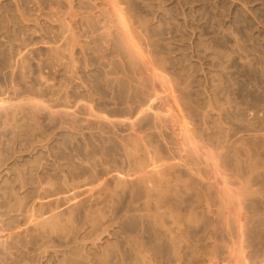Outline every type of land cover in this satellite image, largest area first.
Segmentation results:
<instances>
[{"label":"rangeland","instance_id":"obj_1","mask_svg":"<svg viewBox=\"0 0 264 264\" xmlns=\"http://www.w3.org/2000/svg\"><path fill=\"white\" fill-rule=\"evenodd\" d=\"M16 1V2H15ZM13 2V0H0V101H3V104L5 105H2V106H5L4 109L1 107L0 109L3 111L4 110V113L0 111V116H3L0 117L1 121H0V130L1 129H5V131L1 130L0 132V139L2 138V145L0 144V171L1 170H5L6 168L8 169H12V170H9L8 174H5L4 176L0 177V192L3 194V192L6 193V191L9 190V192H7L6 194L7 195V202L8 200H10L6 206V208H4V210H9L10 213H11V216H14L16 215V217L14 219H16V223L19 224L20 226V229L22 230V237H21V242H20V245L22 246H19V247H14L13 249H17V250H14L12 249V252L11 253H14V255H11L10 258H8V260L6 261V263H4L3 261L0 260V264H15L16 262H20L18 264H23L24 261H26L27 259V262L26 264L29 262L30 264H56V262H62L61 264H71L73 263L74 264V260L75 264H113V261H114V264H133V260L135 261L136 259H134L132 256H133V243H130L132 242L133 240V236L134 235H140L143 233V228L145 227L143 225V218L139 217L142 213H135V212H142L140 211L141 210V202L138 201V199L140 200V197L141 194L139 193V189H137V191L133 189V186L129 183H125L124 180H128L129 176H132L131 173L134 171V170H130L131 168H133V166L131 165L132 163H130L131 159L129 157V151L131 150H135V146L133 147L132 146V142L130 141V136L133 134L134 137H140V139H142V141L144 142H148L146 143L147 145L151 142H153V139H154V146L158 147L157 145L159 144V148H155L153 145H150L149 146H146L145 144V147H148L147 149L149 150V148H155V149H161L164 153H161L160 150H149L150 152L154 151V155L158 156V151H160V156L163 157L165 159L164 156H162L163 154H165L166 158L170 159L171 157V154L174 153V148L176 147V144L173 143L172 144V137H173V132H171L172 130V124L171 123H166V125L164 124L165 121L163 120V122H161L162 124H160L159 122H156V121H161L159 118L156 119V117L154 116L155 115V110L154 112L151 111L145 116V120L142 121L140 124H135L132 125L129 121L130 120H127V124L124 125L123 127L120 126V125H117L115 123H113V121L109 122L108 121H102L100 118L98 119L99 115L100 116H109V119H112V117H115V116H124V118L126 117H130L131 116V112L130 111L133 107L136 106L137 103H139V105L137 104L136 108H133V112H134V115L137 113V111L139 110V108H141L143 106V104L145 105L146 103H153L152 99H155V97L157 96V100H156V104L157 106L155 105V100H154V104H152L157 110L159 111H164L165 109V106L167 105L166 103V99H165V95L162 96L161 94H163V88L162 86L160 85L159 80H156V78L154 77V72H151L148 73L149 71L148 70H145L144 68V65H141L143 64L142 62H138L135 57L133 56V54H131L132 52H129V50L121 43V41L118 39L117 37V40H116V32L115 30L117 24H114L113 25V22L112 24L110 23L111 19H110V16L107 11L104 9L106 8L102 3L100 2H94V1H90V0H80L77 1L75 0L74 3L72 4L73 6H67L69 3L65 2V1H62V0H57L56 2L53 0H15ZM18 1V2H17ZM20 1V2H19ZM45 1V2H43ZM50 1V3H49ZM60 1V2H59ZM85 1V2H84ZM87 1V2H86ZM100 3L99 5L96 4V6L92 3ZM52 2V4H51ZM56 4H55V3ZM64 2V3H63ZM38 3V4H37ZM40 3V4H39ZM46 3V4H44ZM82 3V4H80ZM84 3L86 5H84ZM90 3V4H89ZM122 3V1H121ZM9 6H8V5ZM16 4V5H15ZM28 4V5H27ZM37 6H36V5ZM51 4V5H50ZM56 6H54V5ZM60 5L59 6V9H58V6L57 5ZM75 4V5H74ZM77 4V5H76ZM127 4V5H126ZM18 5V6H17ZM20 5V6H19ZM25 5V6H24ZM46 5V6H44ZM49 8H48V6ZM78 5H82V7L80 8ZM86 7H84V6ZM123 5V6H121ZM120 6L121 7H124V8H121V10L123 11V15L127 14V16H123V19L127 20V18L129 17L130 19H128L126 21V23L128 22V25L130 28L133 27L132 31H133V35L136 36V39L138 41V44L139 46L141 47V49L144 50L146 56L150 59V61H152L153 65L155 67H157V69L159 68L161 72H163L166 76H168V79L174 84V86L176 85H179L178 87L181 88H176L175 90H177V93L180 97H178L179 100H181V111L183 110V116L185 115L186 118L185 121L186 123H188L187 125L189 126V128L193 131V132H196V133H199L201 132V134L199 133L200 135V138H202L201 140H203L204 142L206 141L207 144H210L211 147L214 149H216L215 151L217 152L220 160L222 159V161L224 163H222L221 161V164L225 165L226 166L224 167L223 165V168L224 169V172L227 174V176L229 177H232L235 181H239L241 180L242 181V184H241V181L237 182L236 184V187L238 186H241V185H244L246 186L244 183L246 182L245 181V178L248 179L247 182H250V180H252L251 178H254V176L256 178L255 179V182H254V179L252 180L253 183H249L250 185L246 186V187H251L252 189H250V192L249 193L248 191L246 192V190H242V191H245V193H249L251 196L249 197L248 195H246V202L248 203V210L246 209V220H248L249 218V221L248 223H251L250 226L248 223H245L247 225H245V232H246V236H245V244L249 247L246 246V249L248 250V252L246 253L249 257L251 255V257L249 258L250 262H252V264H264V0H124L123 1V4H121ZM27 6V7H26ZM52 9H51V7ZM89 6V8H87ZM98 6V7H97ZM101 6V7H100ZM20 7V8H19ZM22 7V8H21ZM35 7V8H34ZM45 7V8H44ZM48 9H47V8ZM63 7V8H62ZM65 7V8H64ZM70 7L71 8V11H73L72 9H74V13L75 11H77L75 14H71L73 15H76L74 17V19L77 17V14L79 12V10L81 11L82 10V13H79V17H77V19H75V21L73 20L71 22V24H74L72 25V29L69 31V35L67 34L68 30L67 28L64 29V25H63V22L61 21V19L63 18V16H65V14H67L70 10ZM77 7V8H76ZM95 7L98 8V10L96 11ZM102 8V12H99V10L101 11ZM104 7V8H103ZM8 8V9H7ZM17 8V9H16ZM23 8H26V9H23ZM35 10H34V9ZM42 8V9H40ZM44 8V9H43ZM53 8H57L53 10ZM79 8V9H78ZM86 8V9H84ZM90 8H92V11H90ZM15 9V10H14ZM19 9V10H18ZM32 9V10H31ZM62 9V10H61ZM68 9V10H67ZM76 9V10H75ZM94 9V10H93ZM25 10V12H24ZM37 10V11H36ZM41 10V13L45 11L43 15L40 13L39 14V11ZM43 10V11H42ZM52 10V11H50ZM58 12H56V11ZM85 10H89L88 12L85 11ZM105 10V11H104ZM126 13H124L125 11ZM18 11V12H17ZM19 11L21 13H19ZM22 11H23V17L26 16L25 18H21L18 14H22ZM50 11V12H48ZM55 12V15H57L58 18H56L52 13V12ZM27 12V13H26ZM62 12V13H61ZM65 12V13H63ZM94 12V14L92 13ZM96 12V14H95ZM105 14H104V13ZM14 13V14H13ZM31 15H29V14ZM57 13V14H56ZM85 13L87 15H85ZM103 15H102V14ZM35 14H39L38 16L35 15ZM49 14L48 18H47V15ZM52 14V15H51ZM90 14V15H89ZM46 15V16H45ZM60 18H59V16ZM68 15V14H67ZM66 15V16H67ZM69 15H70V12H69ZM71 15L69 17H71ZM84 17H83V16ZM93 15V16H92ZM96 15V16H95ZM99 15V16H98ZM105 15V16H104ZM107 15V17H106ZM22 16V15H21ZM45 16V17H43ZM51 16V18H50ZM54 16V17H53ZM80 16H82L83 18H81ZM90 16H92V21H89V19H87V17L89 18ZM102 16V18L104 19H100V17ZM17 17V20L15 19ZM96 17V18H95ZM125 17V18H124ZM31 18V20H30ZM34 18V20H33ZM37 18V19H36ZM48 20H47V19ZM50 18V19H49ZM55 18V19H53ZM83 19L82 20H80ZM87 19V22L90 23V25L86 22V19ZM94 18V19H93ZM99 20H98V19ZM25 19V20H24ZM43 19V20H42ZM53 19V20H52ZM110 19V20H109ZM21 20V21H19ZM51 20V21H49ZM59 20V22H62V23H59L61 26H62V29H63V32H67V33H61L59 30H61L60 28V25H58L56 22ZM76 20L78 22H76ZM98 22H97V21ZM102 20V22H101ZM107 20V23H105ZM134 20V22H133ZM136 20V21H135ZM26 21V22H24ZM43 21V22H42ZM82 21V22H81ZM85 21V22H84ZM96 21V23H95ZM99 21L100 23L104 26L106 24L105 27L104 26H100L99 25ZM133 23H132V22ZM23 22V23H22ZM37 22V23H36ZM39 22V23H38ZM46 22V23H45ZM75 22V23H74ZM81 22V23H80ZM111 24H109V23ZM139 22H140V25H139ZM36 23V24H35ZM42 23V24H41ZM52 25H51V24ZM54 23V24H53ZM55 23H56V26H55ZM87 23V24H86ZM93 23V25H92ZM138 23V24H137ZM144 23V25L142 24ZM21 24V25H20ZM39 24V25H38ZM131 24V25H130ZM24 25V26H23ZM39 27H38V26ZM48 29H47L44 27ZM49 25V26H48ZM54 25V26H53ZM75 25H78L77 27ZM81 25V26H80ZM89 25V26H88ZM98 27H97V26ZM110 25V26H109ZM143 25V27H142ZM36 26V27H35ZM88 26V27H87ZM96 26V27H95ZM114 26V27H112ZM139 26V27H138ZM38 27V28H37ZM59 27V29L57 30V28ZM87 27V28H86ZM102 27V28H101ZM111 28V30L113 31L112 33L113 34L111 36L115 37L113 39V37L111 38V36H109L110 40L108 41H113L112 43L111 42H108V41H105L103 40L102 38L104 37V39H108V36H102V32L104 31V29L106 28ZM146 27V28H145ZM41 28V30H40ZM55 28V29H54ZM78 28V29H76ZM85 28V30H84ZM95 28V30L93 29ZM98 28V30H97ZM101 28V30H99ZM104 28V29H103ZM114 28V29H112ZM29 29V30H28ZM144 29V30H143ZM36 30V31H35ZM56 33H55V31ZM65 30V31H64ZM75 30H78L79 34H76L75 33ZM83 30V31H82ZM89 30H92L90 31L89 33ZM94 30V32H93ZM110 29H108L107 31H109ZM137 30V31H136ZM142 30V31H141ZM146 30V31H145ZM32 31V32H31ZM42 31V32H41ZM73 32L75 33V37L77 35H79V39H75L73 38V33H72V37L73 38L72 40L74 41L71 42L69 37H70V32ZM80 31H82V33H80ZM97 31V32H96ZM100 33L102 34H97L96 33ZM60 32V35H58ZM89 33V34H86ZM145 32V33H144ZM45 33V34H44ZM55 33V35H53ZM85 33V34H83ZM62 34V35H61ZM63 34H65L63 36ZM92 34L94 36H92ZM146 34V35H145ZM46 35V36H45ZM68 35V37L66 36ZM81 35H85V36H81ZM87 35H88V38H87ZM90 35V36H89ZM101 36L102 38H99L101 40H103V42H101V40H98L97 38V43H95V37L96 36ZM48 36V37H47ZM55 36V37H54ZM57 36V37H56ZM59 36H63V38L59 37ZM66 36V39L67 42H71L70 45L66 42H64V40L62 41V39H64V37ZM142 36V37H141ZM145 36V37H143ZM60 38V39H57V38ZM83 39H81V38ZM85 37V38H83ZM89 37H92V39H90ZM59 41H57L56 39ZM43 39V40H42ZM54 39L57 41H54ZM81 39V48L83 49V47L87 44V43H93V48L94 50H92L93 48H90V45L92 44H87L89 45V48L87 46V49L86 50H80L78 47L77 44L80 43ZM89 40V42L87 40ZM51 40V41H50ZM76 40H79L78 43H76ZM92 40V41H90ZM98 41L101 42V45L103 46V48L101 47L100 44H98ZM120 41V42H118ZM144 41V42H143ZM46 42V43H44ZM49 42L50 45L53 44V46L51 45V49H50V45H49ZM54 42V43H52ZM110 43V44H106V43ZM142 42V43H141ZM56 43V44H55ZM59 43V47L62 46L63 48H61L66 56L64 55H58V51H59V47L57 46V49L56 50V45H58ZM60 43H62L60 45ZM63 43H65V47L63 45ZM72 43L74 44V46H71ZM85 43V45H84ZM68 44V45H67ZM82 44H83V47H82ZM98 44V45H97ZM120 44V45H119ZM47 45H48V48H47ZM55 45V47H54ZM106 45V46H105ZM69 47L66 49V47ZM77 46V48H73V50H76V52H73L74 55H76L75 57H73L72 55H70V57L67 56V53L66 51H70V54H71V50L70 49L71 47H75ZM119 46V47H117ZM98 47L99 48H102L104 50L107 51V53L104 51L96 49ZM106 49H105V48ZM112 47V48H111ZM115 51H114V48ZM123 47V50L120 51ZM125 47V49H124ZM85 48V47H84ZM120 49V50H119ZM146 49V50H145ZM152 49V50H151ZM97 50L96 52H93ZM112 50V51H111ZM118 52H117V51ZM126 52H125V51ZM156 50V51H154ZM52 51L56 52L54 53H51ZM84 51V53H83ZM87 51H92V52H87ZM124 51V52H123ZM20 54H19V53ZM62 53V51H60ZM86 52V53H85ZM102 55V53L104 54V56L100 55L99 53ZM110 52V53H109ZM119 52L121 53V55L119 54ZM150 52V53H149ZM154 52V53H153ZM160 52V53H159ZM163 52V53H162ZM21 53H23L22 56ZM53 55H51V54ZM60 53V54H61ZM83 53V54H82ZM89 53V54H88ZM93 53V54H92ZM96 53H98V56L97 54L95 55ZM106 53V54H105ZM117 53V54H116ZM125 53V54H124ZM19 54V55H18ZM50 54V55H49ZM56 54V55H55ZM69 54V52H68ZM82 54V55H81ZM87 56H86V55ZM112 54V55H110ZM123 54V55H122ZM128 54V55H126ZM152 54V55H150ZM27 55V57L25 56ZM85 55V57H84ZM110 55V56H109ZM117 55V56H116ZM119 55V56H118ZM149 55V56H148ZM161 55V56H160ZM20 56V57H19ZM23 58H22V57ZM51 56L53 57V60H51ZM54 56L58 57V59L54 58ZM63 58H62V57ZM89 56V58H88ZM116 56V57H114ZM163 56V57H162ZM59 57L60 59L62 58V61L64 59V63L66 62V60L68 62H73L74 60L76 61V59H78L76 62L74 61L75 64H71V67H75L77 68V65H78V68L79 69H75L73 68V70H75L76 74L74 71H72L73 74H75V76L73 75V78L75 80H77V77L80 76L81 78L78 77V80L80 81H75L72 77V74L70 76L69 73H71V70L72 68L70 69H66V65H70V63H66L65 65H62L64 64L63 62L61 63L60 61V66L58 64L59 62ZM72 57L74 58V60L72 61ZM92 57V58H90ZM94 57V58H93ZM99 57V59L97 58ZM103 57V59H102ZM109 57V58H108ZM123 57V58H122ZM131 57V58H129ZM152 57V59H151ZM167 57V58H166ZM21 58V60L25 61L24 64H23V61H19ZM27 58V59H25ZM70 60H68V59ZM85 58V59H84ZM120 58H121V61H120ZM25 59V60H24ZM54 59L57 60L56 64L57 66H55V61ZM94 59V60H93ZM111 59V60H110ZM113 59V60H112ZM115 59V60H114ZM117 59V60H116ZM127 59V60H126ZM87 60V61H86ZM154 60V61H153ZM164 62H162V61ZM51 61V62H50ZM79 62V64H77ZM96 61V62H95ZM116 61V62H115ZM134 61V63H133ZM160 61V62H159ZM20 63V64H17L16 63ZM54 62V63H53ZM94 62V63H93ZM103 62V63H102ZM167 62V63H166ZM14 63V64H13ZM25 63L26 65L29 64L28 67H30V71L27 73V70L28 67L25 66ZM52 63V64H51ZM99 63V64H98ZM121 63V64H119ZM124 63V64H123ZM133 63V64H132ZM139 63V64H138ZM157 63V65H156ZM160 63V64H159ZM13 64V65H12ZM77 64V65H76ZM108 64V65H107ZM126 64V65H125ZM161 66H159V65ZM22 66L20 68V66ZM24 65V66H23ZM52 65V66H51ZM55 67H54V66ZM75 65V66H74ZM89 65V66H88ZM107 65V66H105ZM134 65V66H133ZM137 65V66H136ZM19 66V67H18ZM65 67L64 69H59L60 67ZM113 66V68H111ZM120 66V67H118ZM129 66V67H128ZM167 66V67H166ZM13 67V68H12ZM14 67H16V70L14 69ZM24 67V68H23ZM25 67H27L25 69ZM58 69H57V68ZM134 67V68H133ZM140 67V68H139ZM20 68V69H18ZM68 68V67H67ZM123 68V69H122ZM139 68V70H138ZM167 68V69H166ZM23 69V70H22ZM66 69L67 72H65L64 70ZM84 69V70H83ZM112 69V70H111ZM115 69V70H114ZM158 69V70H159ZM15 70V71H14ZM20 70L22 71H25L26 73L24 72H20ZM58 70V71H57ZM77 70V71H76ZM79 70V71H78ZM81 70V71H80ZM87 70V71H86ZM135 70V71H133ZM142 70V71H141ZM11 71L13 72L14 71V74L11 73ZM19 71V72H18ZM111 71V72H110ZM147 71V72H146ZM167 71V73H166ZM82 72V73H81ZM86 72V73H85ZM125 72V73H124ZM130 72V73H128ZM142 72V73H141ZM19 73H24L25 75L22 76L25 77L24 81L22 78V76L19 77ZM81 73V74H80ZM112 73V74H111ZM123 73V74H122ZM19 74V75H18ZM65 74H68L65 75ZM80 74V75H79ZM85 74V75H84ZM117 74V76H116ZM120 74V75H119ZM28 75V76H27ZM78 75V76H77ZM112 75V76H111ZM144 77H143V76ZM67 76V77H65ZM115 76V77H114ZM122 76V77H121ZM129 76V78L127 77ZM131 76V77H130ZM137 76V77H136ZM151 76V77H150ZM83 77V78H82ZM109 77H110V80H109ZM112 77V78H111ZM141 77V78H140ZM149 77V78H148ZM72 81H71V79ZM113 78H116V79H113ZM134 78V79H132ZM173 78V79H172ZM82 79V80H81ZM108 79V81H106ZM127 80L126 82L124 80ZM132 79V80H131ZM145 81H144V80ZM153 79V80H152ZM65 80V82H63ZM70 80V81H69ZM115 80V82H114ZM117 80V81H116ZM120 80L122 83H120ZM129 80V81H128ZM135 80V81H134ZM143 80V81H142ZM149 80V81H148ZM156 80V81H155ZM75 81V82H74ZM140 81V82H139ZM155 81V83H154ZM178 81L181 82L180 84H177L176 82ZM109 82V83H108ZM119 82V83H118ZM139 82V83H138ZM142 82V83H141ZM148 82V84L146 83ZM107 83V85H106ZM115 83V84H114ZM133 83V84H132ZM147 85H145V84ZM16 86L17 85V88L16 87H13L14 85ZM26 84V85H25ZM28 84V86H27ZM105 84V85H103ZM120 84V85H118ZM132 84V85H131ZM137 84V85H136ZM142 85V86H139V85ZM211 84V85H210ZM13 85V86H12ZM87 88L85 89L84 86ZM151 85V86H150ZM186 87H185V86ZM27 86V88H26ZM30 86V87H29ZM107 86H109L108 89ZM113 86H116L115 88H112ZM120 88H119V87ZM131 88H130V87ZM134 86V87H133ZM135 86L136 88L138 87H141V90L140 92H136V89H135ZM148 86V87H147ZM184 86V87H182ZM29 87V88H28ZM89 87V88H88ZM144 90H143V88ZM148 90H147V88ZM150 87V89H149ZM16 88V89H15ZM122 88V89H121ZM127 88V89H126ZM158 88V89H157ZM185 88V89H184ZM187 88V89H186ZM91 89V90H90ZM93 89V90H92ZM103 89V90H102ZM109 91H108V90ZM118 89V90H117ZM130 89V90H128ZM132 89V91H131ZM135 89V91L133 90ZM162 89V90H161ZM189 89V91H188ZM215 89V91H214ZM88 92H87V91ZM112 90V91H111ZM117 90V92H116ZM121 90V92H120ZM157 90V91H156ZM183 90V91H182ZM208 90V91H207ZM212 90V91H211ZM2 91H4L3 93H1ZM147 91V92H146ZM149 91V92H148ZM152 91V92H151ZM185 91V92H184ZM90 92V93H89ZM97 92V93H96ZM100 92V93H99ZM111 92V93H110ZM131 92H135L134 94L131 93ZM154 92V93H153ZM156 92V94H155ZM176 92V91H175ZM207 92V94L205 93ZM210 92V93H209ZM88 93H89V96H88ZM95 93V94H94ZM113 93H115L113 95ZM146 93V94H145ZM161 93V94H160ZM94 94L96 96V99L95 100V96L92 95ZM118 94V96H117ZM122 96V99H121V96ZM124 94V95H122ZM126 94V95H125ZM132 94V95H130ZM140 94V95H138ZM149 94V95H148ZM189 96H188V95ZM19 95V96H18ZM87 95V96H86ZM130 95V96H128ZM143 95V96H142ZM151 95V96H150ZM183 95V96H182ZM185 95V96H184ZM3 96V97H2ZM5 96V97H4ZM93 96V97H92ZM102 96V97H101ZM105 96V97H104ZM139 96V98H138ZM150 96L151 99L148 97ZM160 96V97H159ZM9 97V98H8ZM10 97L11 98V101L10 100ZM16 97L18 100L14 99ZM22 97V98H21ZM24 97V98H23ZM30 97V98H28ZM34 97V98H33ZM85 97V98H83ZM114 97V98H113ZM124 97V98H123ZM146 99H144V98ZM186 100H190L191 101H187L185 102V98ZM207 97V98H206ZM218 97V98H217ZM28 98V99H27ZM82 98V99H81ZM94 99V100H89V99ZM106 98V99H105ZM129 98L131 99V101H129ZM133 98V99H132ZM137 98L140 100L141 98V101L137 100ZM209 98V99H208ZM217 98V99H216ZM3 99H7V100H3ZM14 99V100H12ZM85 99V100H83ZM102 99V101H100ZM115 100V101H112ZM121 99V100H120ZM143 99V100H142ZM149 99V100H148ZM182 99L184 101H182ZM218 99L220 101H218ZM21 100V101H20ZM28 100V101H27ZM39 100V101H38ZM41 100V101H40ZM110 100V101H109ZM133 100V101H132ZM150 100L152 102H150ZM206 100V101H205ZM210 100V101H209ZM218 102H217V101ZM5 101V103H4ZM7 101V102H6ZM18 101V102H17ZM32 101V102H31ZM36 101V102H35ZM92 101H95V102H92ZM119 101V102H118ZM121 101V102H120ZM123 101V102H122ZM129 101V102H128ZM147 101V102H146ZM149 101V102H148ZM160 101V102H159ZM165 101V102H164ZM213 101H215L213 103ZM10 102V104H9ZM18 103V106L16 105V103ZM35 104V107L33 106L34 103ZM41 104L39 105V109L37 110H41V111H38V114L36 112V106L38 107V103ZM41 102V103H40ZM46 102V103H45ZM78 102H83V103H80V105H83V107L81 106L80 108V105L77 106V109H76V104ZM90 102V103H89ZM97 102V103H96ZM102 102V103H101ZM111 102V103H110ZM113 102V103H112ZM115 102V103H114ZM142 102V103H141ZM144 102V103H143ZM146 102V103H145ZM193 102V103H192ZM15 103V104H14ZM20 103V104H19ZM23 103V104H22ZM30 103V105H29ZM48 103V104H47ZM84 103H85V106L88 107L86 108L84 106ZM94 103V104H93ZM121 103V104H119ZM129 104V106L133 105L132 108H129V106H127ZM132 103V104H131ZM135 103V105H134ZM141 103V104H140ZM187 103V104H185ZM212 103V104H211ZM216 103V104H215ZM221 104V105H218V104ZM223 103H224V107H223ZM8 104V105H6ZM22 104V105H21ZM26 104V106H25ZM53 106H51V105ZM79 104V103H78ZM96 104V106H95ZM114 104V105H113ZM116 104V105H115ZM122 104H124L122 106ZM185 104V106H183ZM192 106H191V105ZM207 107H206V105ZM212 106V107H210ZM16 105L17 108L14 106ZM21 105V106H19ZM29 105V106H27ZM70 105H73L72 107ZM95 108H94V106ZM160 105V107H159ZM163 105V106H162ZM165 105V106H164ZM190 105V106H189ZM215 107H214V106ZM217 105V106H216ZM13 108H12V107ZM22 106L24 108H22ZM41 106V107H40ZM42 106H45L47 107L45 109V107H42ZM51 106V107H50ZM55 106V107H54ZM98 106V107H97ZM100 106V107H99ZM124 106H127V107H124ZM130 106V107H131ZM141 106V107H140ZM209 106V108H208ZM8 107V108H7ZM10 107L12 108V110H10ZM19 107V108H18ZM26 107V109H25ZM66 107V108H65ZM71 107V108H70ZM112 107V108H111ZM115 107V108H114ZM121 107V108H119ZM124 107V108H123ZM144 107H147V106H144ZM164 107V108H163ZM186 110H185V108ZM189 107V108H188ZM201 107V108H200ZM7 108V109H6ZM15 108V109H14ZM35 108V109H34ZM43 108V109H42ZM86 108V109H85ZM93 108V110L91 109ZM99 108V109H98ZM158 108V109H157ZM184 108V109H183ZM204 108V109H203ZM215 108V109H214ZM5 109H6V112H5ZM21 110V113L19 110ZM24 109V110H23ZM34 109V111L32 110ZM56 109V110H55ZM59 112H58V110ZM62 109V110H60ZM84 109V110H83ZM103 109V110H102ZM190 109V110H189ZM194 109V110H193ZM210 109V110H209ZM224 109V110H223ZM10 110V111H9ZM18 115H17V113ZM18 110V111H17ZM45 112H44V111ZM46 110H48L46 112ZM51 110V111H49ZM64 110H69L71 111L69 114H68V118H64L65 117V112ZM87 110V111H86ZM99 110V111H98ZM104 110H105V113H104ZM118 110V111H117ZM122 110V111H121ZM126 110V111H125ZM166 110V109H165ZM188 110V111H187ZM192 110V111H191ZM202 110V112H201ZM207 110V111H206ZM227 110V111H226ZM9 111V114L7 113ZM16 113V116L14 114V112ZM23 111V112H22ZM24 111H28L27 114H25L26 112ZM33 111V112H31ZM53 111H56L55 113H53ZM73 111V113H72ZM101 111V113H100ZM114 113H113V112ZM121 111V113H120ZM161 111V112H162ZM185 111H187L185 113ZM191 111V112H190ZM200 111V113H199ZM214 113H212V112ZM251 111V112H250ZM12 112L14 115H12ZM45 114H44V113ZM57 112H58V115H57ZM63 112V113H62ZM103 112V113H102ZM119 112V113H118ZM190 112V113H189ZM195 112V113H194ZM208 112V113H207ZM211 112V113H210ZM2 113V114H1ZM7 113V115H6ZM32 113V114H31ZM42 113V114H41ZM61 113V114H60ZM75 113V114H74ZM86 113V114H85ZM89 113H96L95 116L92 115V114H89ZM122 113L124 115H122ZM151 113V114H150ZM208 114V115H204V114ZM250 113V114H249ZM5 114V115H4ZM31 114V117L29 116ZM51 116H50V115ZM56 114V115H54ZM74 114V115H72ZM102 114V115H101ZM107 114V115H105ZM191 114V115H190ZM224 114V115H223ZM226 114V115H225ZM22 115V117L20 116ZM35 115V116H34ZM37 115V116H36ZM54 115V116H53ZM64 115V116H63ZM71 115V116H70ZM89 115H92V116H89ZM98 115V116H97ZM127 115V116H126ZM10 116V118H8ZM15 118L14 119V124H13V121L11 123V120L13 119L12 118ZM15 116V117H14ZM28 117V120H25V121H28L27 123H25L24 119H27ZM62 116V117H61ZM90 118H93V119H90ZM97 116V117H96ZM107 116V117H108ZM154 116V117H153ZM184 116V117H185ZM204 116V117H202ZM208 116V118H211V119H208L207 118V121L205 119V117ZM7 117V119H6ZM18 117H20V119H18ZM35 117V118H34ZM50 120H49V118ZM67 117V115H66ZM86 117V118H85ZM148 119H147V118ZM190 117V118H189ZM193 117V118H192ZM197 117V118H196ZM216 117V118H215ZM5 118V119H4ZM30 118H34V119H30ZM37 118V120H36ZM54 120H51L53 119ZM79 118V120L77 119ZM89 118V121L87 120ZM96 118V119H95ZM154 118V119H153ZM200 118V119H199ZM205 120H204V119ZM215 118V119H214ZM226 118V119H225ZM30 119V121H29ZM66 119V120H65ZM68 119V120H67ZM76 119L78 122H76ZM129 119V118H128ZM222 121H221V120ZM245 119V120H244ZM248 119V121H247ZM2 120H5V121H2ZM8 120V121H7ZM20 123H18V121ZM34 120V121H33ZM35 120L37 122H35ZM58 120V121H57ZM64 120V122H63ZM74 120V121H72ZM98 120L100 121V123L98 122ZM156 120V121H155ZM203 122H200L202 121ZM10 121V122H9ZM17 121V122H16ZM32 121V122H31ZM70 121V122H69ZM88 121V123H87ZM190 121V123H189ZM193 121V122H192ZM206 121V122H205ZM216 121V122H215ZM221 121V122H220ZM244 121V122H243ZM247 121V122H246ZM2 122V124H1ZM6 122V123H5ZM7 122H9L8 125ZM18 124H16V123ZM22 122V124H21ZM31 122V123H29ZM39 122V123H38ZM61 122V123H60ZM73 122V123H72ZM82 122V123H81ZM86 122V123H85ZM96 122V124H95ZM105 122V123H103ZM151 122V123H150ZM209 123L208 126L209 128H204L205 127H208L205 123ZM213 122V123H212ZM220 122V123H219ZM253 122V123H251ZM4 123V125H3ZM12 124V127L9 128V126ZM28 123L30 125H28ZM36 124L35 126H37L35 128V126L33 124ZM102 123V124H101ZM113 123V126L111 125ZM145 123V124H144ZM195 123V125L193 124ZM25 124V125H24ZM44 124V125H43ZM73 124V125H72ZM76 124V126H74ZM88 124V125H86ZM89 124H92V125H89ZM101 124V125H100ZM107 124V125H106ZM144 124V125H143ZM156 124H159V125H156ZM169 124V125H168ZM199 124V125H198ZM201 124V125H200ZM214 124V125H213ZM249 124H251L249 126ZM255 124H256V127H255ZM3 125V126H2ZM6 125V126H5ZM21 125H22V128H21ZM27 125V126H26ZM31 125L33 127H31ZM39 125V127H38ZM95 125V126H93ZM99 125H100V128H99ZM104 125V126H103ZM106 125V126H105ZM139 125L138 129L136 128V126ZM197 125V126H196ZM216 125V126H215ZM254 125V127H253ZM257 125H259L257 127ZM5 126V127H4ZM7 126H8V129H7ZM14 126V127H13ZM24 126V127H23ZM26 126V127H25ZM30 126V127H29ZM62 126V127H61ZM66 126V127H65ZM79 126V127H78ZM111 126V127H110ZM115 126V127H114ZM127 126V127H126ZM146 126V127H145ZM151 126V128H150ZM159 126V127H157ZM160 126H163L164 129L160 128ZM168 127L166 129V127ZM171 126V128H170ZM192 126V127H191ZM214 126V127H213ZM30 131H29V129ZM41 127V128H40ZM43 127V129H42ZM51 127V128H50ZM71 127L73 128L71 129ZM102 127V128H101ZM106 127V128H105ZM108 127V128H107ZM121 127V128H120ZM129 127V128H128ZM135 127V129H133ZM220 127V128H219ZM18 131H15L16 129ZM27 128V129H26ZM32 128V130H31ZM34 128V130H33ZM39 128V130L37 129ZM60 128V129H59ZM71 130H70V129ZM97 128V129H96ZM114 128V129H113ZM116 128V129H115ZM155 130H153V129ZM158 128V129H157ZM170 128V130H169ZM198 128V129H197ZM203 128V129H202ZM249 128V129H248ZM12 129V131H11ZM23 129V130H22ZM37 129V130H35ZM96 131H95V130ZM133 129V130H132ZM143 129V130H142ZM149 129V130H148ZM161 129V130H160ZM194 129V130H193ZM201 129V130H199ZM205 129V130H204ZM208 129V130H206ZM209 129H211V133H209ZM213 129V130H212ZM218 130V132H215V130ZM256 129V131H255ZM8 130V131H7ZM10 130V131H9ZM14 130V131H13ZM20 130L21 133H20ZM28 130V131H27ZM64 130V131H63ZM105 130V132H104ZM112 130V132H111ZM138 130V134L135 136V132ZM152 130V131H151ZM160 134H159V132ZM163 130V131H162ZM216 130V131H217ZM26 131H27V134H26ZM34 131H36V133H34ZM76 131V132H74ZM141 131V132H140ZM147 131V136H144L145 133ZM150 131V132H149ZM154 131V132H153ZM157 131V132H156ZM170 131V132H169ZM199 131V132H197ZM209 131V132H208ZM214 131V132H212ZM223 131V132H222ZM4 132V133H3ZM14 132V133H13ZM50 132V133H49ZM56 132V133H55ZM83 132V133H82ZM110 132V133H109ZM134 132V133H133ZM149 132V133H148ZM209 134H207V133ZM220 132V133H219ZM2 133L4 135H2ZM6 133V135H5ZM11 133V134H10ZM23 133V134H22ZM25 133V135H24ZM29 133H34V135L30 134ZM38 133V134H37ZM46 133V134H45ZM78 133V134H77ZM114 133V134H113ZM132 133V134H130ZM143 133V134H141ZM151 133V134H150ZM164 133V135H163ZM170 133V134H169ZM203 133V134H202ZM216 133H218V137L222 140L223 142V139H224V144H221L222 143L220 141V139L217 137ZM237 133V134H236ZM256 133V134H255ZM16 134V135H15ZM21 134V135H20ZM36 134V135H35ZM98 134V135H97ZM120 134V136L118 135ZM124 134V135H123ZM167 134V135H166ZM214 134L216 135V137H214ZM221 134V135H220ZM12 135L14 137H12ZM24 135V136H23ZM29 135V136H28ZM141 135V136H140ZM149 135L150 136H154L153 138L150 137L149 138ZM169 135V136H168ZM206 135V136H205ZM210 136V138L208 136ZM227 135V137L225 136ZM3 136V137H2ZM19 136L20 139L22 138L23 140H20L19 138L17 137ZM22 136V137H21ZM51 136V137H49ZM68 136V137H67ZM75 136V137H74ZM100 136V137H99ZM131 136V140L134 139V137ZM160 136V137H158ZM162 136V137H161ZM203 136V137H202ZM230 136V137H229ZM10 137V138H9ZM25 137V138H24ZM29 137V139H27ZM35 137V138H34ZM42 137V138H41ZM78 137V138H77ZM125 137V139H124ZM133 137V138H132ZM145 137V138H144ZM163 137L165 138L166 137V140L164 139L163 140ZM204 137H205V140H204ZM213 137V138H211ZM6 138V139H5ZM14 138V140L12 139ZM53 138V139H52ZM94 138V139H93ZM105 138V139H104ZM129 138V139H128ZM216 138V139H215ZM226 138V139H225ZM16 139V140H15ZM18 139V140H17ZM31 139V140H30ZM83 139V140H82ZM117 139V140H116ZM128 139V140H127ZM144 139V140H143ZM151 139V140H150ZM211 141H210V140ZM212 139L215 140L212 142ZM218 139H219V143L217 144L218 142ZM228 139V140H227ZM238 139V140H237ZM7 140H9V142H7ZM67 140V141H66ZM126 140V142H125ZM150 140V141H149ZM170 140V141H168ZM208 140L210 141V143L208 142ZM217 140V141H216ZM230 140V141H229ZM234 140V141H233ZM246 142H245V141ZM1 141V140H0ZM4 141V142H3ZM11 141V142H10ZM15 141V142H14ZM20 141V142H18ZM23 141L24 144H23ZM45 141V142H44ZM110 141V142H109ZM124 141V143H126V145L122 142ZM229 141V143H228ZM239 141V142H238ZM240 141L242 142V144L240 143ZM56 142V144H55ZM58 142V143H57ZM97 142V143H96ZM109 142V143H108ZM131 142V143H130ZM158 142V144H157ZM172 144H169V143ZM238 142V143H237ZM247 143L246 145H249L248 146H252L251 147V150H252V153H251V150L250 147L246 146V145H243L244 143ZM252 142V143H251ZM254 142V143H253ZM8 143V144H6ZM12 144V143H15L13 145H9V144ZM22 143V144H21ZM45 143V144H44ZM49 143V144H48ZM69 143V144H68ZM86 143V144H85ZM123 143V144H122ZM128 143L131 144L129 146H132V148L130 147L128 149ZM161 143V144H160ZM165 143V144H163ZM213 143V144H212ZM18 144V145H17ZM36 144V145H35ZM45 146H44V145ZM59 144V145H58ZM64 144V145H63ZM71 144V145H70ZM108 144V145H106ZM115 144V145H114ZM134 144V142H133ZM153 144V143H152ZM156 144V145H155ZM175 144V145H174ZM219 145V149H218V146L216 147L215 145ZM229 144V147H230V144L232 145L231 146V149L228 147ZM9 145V146H7ZM19 145L21 147H19ZM28 145V146H26ZM35 145V146H34ZM57 145H58V148H57ZM63 145V146H62ZM67 145V146H66ZM93 145V147H92ZM123 145V146H122ZM163 145V146H162ZM170 145V146H169ZM174 145V146H173ZM213 145L215 147H213ZM224 145V146H223ZM227 145V146H226ZM234 145V147H233ZM242 146V148H240ZM14 146V147H13ZM65 146V147H64ZM72 146V148H71ZM86 146V147H85ZM109 146V147H108ZM126 146V147H124ZM128 146V147H127ZM166 148H165V147ZM245 146V147H244ZM3 147V148H2ZM33 147V148H32ZM36 147V148H35ZM38 147V148H37ZM54 147V148H52ZM89 147V148H88ZM122 147V148H121ZM172 147V149H171ZM224 150H223V148ZM227 147V150L226 148ZM238 147V149H237ZM244 147V148H243ZM255 149H254V148ZM12 148V149H11ZM31 148V149H30ZM42 148V149H41ZM47 148V149H46ZM94 148V149H93ZM121 148V149H120ZM127 148V149H126ZM144 148V147H143ZM229 148V149H228ZM249 152H248V150ZM4 149V151H3ZM14 149V150H13ZM50 149V150H49ZM63 149V150H62ZM79 149V150H78ZM103 149V150H102ZM123 149H126L125 152L123 151ZM167 151H166V150ZM234 149V150H233ZM236 149V150H235ZM244 150L243 152L241 151ZM12 150V151H11ZM20 150V151H19ZM23 150V151H22ZM34 150V151H33ZM45 150V152H44ZM56 150V152H55ZM86 150V151H85ZM100 150V151H99ZM105 150V151H104ZM120 150L123 152H120ZM226 150V151H225ZM228 150H231L229 151L230 153H228L227 151ZM10 151H11V154H10ZM15 151V152H14ZM65 151V152H64ZM90 151V152H89ZM103 153H102V152ZM130 151V152H131ZM156 151V152H155ZM220 151H223V154L220 153ZM240 151V152H239ZM246 151V152H245ZM27 152V153H26ZM76 152V153H75ZM85 152V153H84ZM88 152V154H87ZM172 152V153H171ZM225 152V153H224ZM228 154H227V153ZM233 152V154H232ZM245 152V153H244ZM248 152V153H247ZM16 153V154H15ZM18 153V155H17ZM22 153V154H21ZM44 153V154H43ZM58 153V155H57ZM90 153V154H89ZM95 153L97 154L95 157ZM127 156H126V154ZM157 153V154H155ZM167 153V154H166ZM219 153L221 155H219ZM254 153V154H253ZM30 154V155H29ZM49 154V155H48ZM61 154V155H59ZM120 154V155H119ZM125 154V155H124ZM169 154V155H168ZM233 157H232V155ZM235 154L238 156V157H235ZM252 155V158L250 155ZM256 154V155H255ZM2 155V156H1ZM5 155V157H4ZM7 155H11L9 157H7ZM40 155V156H39ZM47 155V157H46ZM89 155V156H88ZM90 155H92V157H90ZM103 157H102V156ZM105 155V156H104ZM223 155V157H222ZM227 155V156H226ZM246 156L243 157V156ZM14 156V157H13ZM56 156V158H55ZM123 156L124 159H126L127 161L129 162H125L124 159H123ZM226 156V158L224 157ZM248 156V157H247ZM7 157V158H6ZM22 157V158H21ZM54 157V158H53ZM72 157V158H71ZM76 157V158H75ZM88 157H90V159H97L96 161L98 162L99 160V164H95V160H90ZM97 157V158H96ZM101 157V158H100ZM254 157V158H253ZM5 158V159H4ZM14 158V159H13ZM18 160L16 161L15 160ZM20 158V160H19ZM29 158V160H28ZM70 158V159H68ZM88 158V159H86ZM104 158V159H103ZM130 160H129V159ZM224 158V159H223ZM231 160H230V159ZM239 158V159H237ZM240 158H242V162H238V160H240ZM249 158V159H248ZM10 159V160H9ZM12 159V160H11ZM22 159V160H21ZM31 159V160H30ZM40 159V160H39ZM75 159V160H74ZM235 159V160H234ZM246 159V160H245ZM258 161V163L255 161ZM28 160V161H27ZM44 160V161H43ZM86 160H89V161H86ZM119 160V162H118ZM233 160V161H232ZM253 160V161H252ZM3 161V162H2ZM12 161V163H11ZM31 161V162H29ZM34 161V162H33ZM47 161V162H46ZM64 161V162H63ZM81 163H80V162ZM84 161L86 162V165L84 163ZM92 161V162H90ZM228 161V162H227ZM232 161V162H231ZM237 161V163H235ZM246 161V162H244ZM20 162V163H19ZM45 162V163H44ZM50 162V163H49ZM83 162V163H82ZM106 162V163H105ZM227 162V163H226ZM244 162V164H243ZM250 162V165L251 167L249 166V163ZM7 163V164H6ZM10 163V164H9ZM17 163V165H16ZM24 163H26L24 165ZM28 163V164H27ZM36 163V164H35ZM47 163V166L44 165ZM58 163V165H57ZM80 163V165H79ZM92 163V164H90ZM104 163V164H103ZM125 163V164H124ZM127 163V164H126ZM230 163V164H229ZM242 163L243 165V168L245 167L246 169H243L245 172L243 173L241 171L242 169ZM32 164V165H30ZM51 164V165H50ZM81 164H84L83 166L85 167H82L81 169ZM93 168H95L94 170L92 169V166ZM94 164H95V167H94ZM102 164V165H100ZM107 164V165H105ZM111 164V165H110ZM131 166H130V165ZM235 164V165H234ZM240 166L238 167L237 165ZM259 164V165H257ZM7 165V166H5ZM10 165V166H9ZM34 165V166H33ZM37 165V166H35ZM50 165V167H49ZM53 165V166H52ZM76 165V166H75ZM124 165H126L124 167ZM233 165V166H232ZM3 168H2V167ZM30 166V167H29ZM45 166V167H44ZM77 166H79L77 168ZM87 166L90 168H87ZM97 166L100 168L99 170H97ZM103 166H106V167H103ZM130 166V168H129ZM229 166V167H228ZM232 166V167H231ZM253 166V170L251 169ZM11 167H14V168H11ZM18 167V168H17ZM22 167V169H21ZM26 167V168H24ZM32 167V168H31ZM36 167V168H34ZM41 167V170H39ZM49 167V169H48ZM54 167V168H53ZM76 167V168H75ZM249 167V168H247ZM17 168V169H16ZM30 170H29V169ZM34 168V169H33ZM59 168V169H58ZM84 168V169H83ZM106 170H104V169ZM108 168V169H107ZM111 168V170H109ZM122 169V171H125V174L122 172H119L121 170L119 169ZM130 170H128V169ZM226 168L228 169L226 171ZM231 168V169H230ZM240 168L239 169V172L238 170L236 169ZM15 169V170H13ZM23 169H26V171H23ZM45 169L46 172L44 171ZM73 169H74V172H73ZM80 169V170H79ZM86 169V170H85ZM88 169V170H87ZM234 169V170H233ZM248 169V170H247ZM17 170H19L17 172ZM21 170V171H20ZM31 170L32 172L35 171V173H31ZM55 172H54V171ZM64 172H63V171ZM85 170V171H84ZM94 172H93V171ZM96 170L99 171L96 173ZM112 170H116L112 172ZM118 170V171H117ZM252 170V171H251ZM255 170V171H254ZM14 171V172H13ZM39 171V172H38ZM50 172V174L52 175L51 179H50V174L48 172ZM53 171V172H52ZM58 171V172H56ZM89 171V172H87ZM90 171H92L93 175H90V177H93L95 175V177L93 178H89V173ZM109 171V172H108ZM111 171V174H113L112 176L109 175ZM131 172L129 174V172ZM235 171V172H234ZM241 171V173H240ZM45 172V173H43ZM72 172V173H71ZM77 172V173H76ZM87 172V173H86ZM108 175H107V173ZM115 172V173H114ZM117 172H119V175L116 174ZM129 174V176H127V174ZM135 172V171H134ZM133 172V173H134ZM231 174H229V173ZM237 172V173H236ZM250 172V173H249ZM254 174H253V173ZM19 173V174H18ZM22 173V175H21ZM26 173V174H25ZM29 173V174H28ZM37 173V175H36ZM39 173V175H38ZM42 173V174H41ZM53 173H56L55 175H53ZM59 173V174H58ZM61 173H62V176H61ZM95 173V174H94ZM132 173V174H133ZM239 173H240V177H239ZM243 173V174H242ZM257 173V174H256ZM261 173V175L259 174ZM34 174V175H33ZM44 174V175H43ZM76 174V175H75ZM79 174V175H78ZM97 174V175H96ZM238 174V175H237ZM246 174H248V176L250 174H253L252 176L248 177ZM36 175V176H35ZM41 175H42V178L44 176L43 179L41 178ZM59 175V176H58ZM65 175V176H64ZM69 175V176H68ZM107 175V176H106ZM117 175V176H116ZM123 175H126L124 177H126L125 179L122 178ZM237 175V176H236ZM245 175V178L241 177ZM258 175V176H257ZM23 176V177H21ZM26 176V178H25ZM28 176V177H27ZM31 176V177H30ZM34 176V177H33ZM39 176V179L38 180H35L34 182H32L34 179H37ZM48 176V177H47ZM54 176V177H53ZM67 176V177H66ZM73 176V177H72ZM80 176V177H79ZM82 176V177H81ZM102 176V177H101ZM115 176V178H114ZM118 176L119 179H116ZM236 176V177H235ZM20 177V178H19ZM60 177V178H59ZM66 177V178H65ZM239 179V180H236L235 178ZM9 178V179H8ZM24 178L22 181L21 179ZM47 178V179H45ZM56 178V180L54 179ZM68 178V179H67ZM85 182H84V180ZM92 179V180H89V179ZM94 178L95 180L97 179V181L95 182L94 181ZM102 178V179H101ZM104 178H107L109 180H105L104 181ZM114 178V179H113ZM122 178V180L120 179ZM243 178V179H241ZM19 179V180H18ZM26 179V180H25ZM48 179L50 181H48ZM99 179V181H98ZM250 179V180H249ZM261 179V180H260ZM55 182H54V181ZM64 180V181H63ZM69 180V181H68ZM72 180V181H71ZM75 180V182H74ZM81 180V181H80ZM87 180V182H86ZM105 182L104 184H108V187H115L113 188L114 191L115 190H119L118 188V183L116 182H121L119 183V186L122 185V181H123V184L124 186L122 185V187L125 188V190L122 188V190H117L118 193H120V195L118 193H116V191L114 192H110L112 194H109V192H106L107 190V185H106V190L104 191L102 189V187L105 189V185L102 184L101 182ZM103 180V181H102ZM117 180V181H116ZM120 180V181H118ZM25 181L26 185H23ZM38 181V182H37ZM42 181V182H41ZM48 182H51V185L50 183H47ZM53 181V182H52ZM57 181V182H56ZM59 181V182H58ZM66 181V182H65ZM79 184V186H77V183ZM80 181V182H79ZM97 183V184H94L93 183ZM109 183H108V182ZM258 183H257V182ZM11 182V183H10ZM15 182H17L15 184ZM19 182V183H18ZM23 182V184L21 183ZM99 182V183H98ZM260 182V183H259ZM29 183V184H28ZM39 183L38 185H34V184H37ZM42 183V184H41ZM57 183V184H56ZM64 183V184H63ZM67 183V184H66ZM74 185H73V184ZM76 183V185H75ZM80 183H81V186H80ZM101 183V184H100ZM258 185H257V184ZM262 183V184H261ZM9 184V185H8ZM44 184V186H43ZM50 187H49V185ZM61 186H60V185ZM99 184L101 186L100 190L97 189V187H99ZM110 184V185H109ZM115 184V185H114ZM116 184H117V187H116ZM241 184V185H240ZM248 184V183H247ZM255 184L258 186V187H252L253 185L255 186ZM261 184V185H260ZM14 185V186H13ZM27 185L31 186L26 188ZM48 185V186H46ZM60 187H58V186ZM64 185V186H63ZM112 185V186H111ZM129 185V188L127 187ZM252 185V186H251ZM2 186V187H1ZM9 186V187H8ZM13 186V187H12ZM25 186V187H23ZM52 186V187H51ZM55 186V187H53ZM70 186V187H69ZM75 186V188H73ZM84 188V191H83V188ZM90 186V187H89ZM93 186V187H92ZM96 186V187H94ZM127 188H126V187ZM131 186V188H130ZM8 187V188H7ZM23 187V188H22ZM39 187H40V190H39ZM45 187V188H44ZM78 187V189H77ZM80 187V188H79ZM87 190H86V188ZM242 188L243 189H247V188ZM261 187V188H260ZM263 187V188H262ZM6 188V189H5ZM23 189V191L21 192L20 189ZM25 188V189H24ZM44 188V189H43ZM50 188V189H47ZM52 188V190H51ZM55 188L58 189L59 192H57L56 194V191L57 189L55 190ZM66 188V189H65ZM88 188H92V190L88 189ZM108 188V190H109ZM111 188V189H112ZM241 188V187H240ZM259 188V189H257ZM4 189V190H3ZM46 190V191H49L48 192V195H47V192L45 193L44 191H41V190ZM61 189H63V191H60ZM75 189V191H73ZM98 191H97V190ZM102 189V190H101ZM133 189V190H132ZM27 190V191H25ZM55 190V191H54ZM66 190V192L64 191ZM70 190V191H69ZM77 190V192H76ZM96 190V192L94 191ZM107 190V191H108ZM132 190V191H131ZM263 190V191H262ZM90 191V193H93V191L95 192V194L93 193L90 194L87 192ZM101 191V192H99ZM102 191L103 194H106L108 195V197L106 198V196L104 195V199L103 201L101 202V198H103V194H102ZM112 191V190H110ZM133 191L135 193H133ZM141 191V190H140ZM253 191H255L253 193ZM257 191V192H256ZM259 191V192H258ZM19 192V193H18ZM25 192V193H24ZM33 194H32V193ZM37 192V193H36ZM39 192V193H38ZM46 195H44L43 193ZM51 192V193H50ZM53 192V193H52ZM63 192V193H62ZM69 192V194H68ZM86 192V193H85ZM106 192V193H105ZM124 192V193H123ZM126 192V193H125ZM262 192V193H260ZM11 193V194H10ZM14 193V194H12ZM17 193V194H15ZM29 193H31L29 195ZM66 193L68 195H66ZM71 193V194H70ZM80 193V194H79ZM100 193V194H99ZM113 193L115 194V199L116 200H113L114 199V196ZM137 195V198H136V195L134 196L133 194ZM244 193V192H243ZM259 193V195H257ZM24 198L23 197V195ZM36 194V195H35ZM53 194V195H52ZM58 195V197L56 195ZM61 194V195H60ZM64 194V195H63ZM75 194H78V195H75ZM86 194V195H85ZM102 196H98V195ZM131 194V195H130ZM12 195V196H11ZM21 195V197H19ZM27 195V196H26ZM29 195V196H28ZM35 197H32L34 196ZM41 195V196H40ZM66 195V197H65ZM118 195L121 196L118 198ZM134 197H133V196ZM257 195V196H256ZM11 196V198H10ZM16 196V197H15ZM18 196V197H17ZM39 196V197H37ZM45 197V198H42ZM56 196V198H55ZM61 196V197H60ZM69 196V198H67ZM87 196V197H86ZM95 196H97V198H94ZM117 196V198H116ZM248 196V197H247ZM13 197V198H12ZM37 197V199H36ZM52 199H50V198ZM53 197L55 200H53ZM71 197V198H70ZM78 197V198H77ZM90 197V198H89ZM112 197V198H111ZM139 197V198H138ZM252 197V198H251ZM257 199H256V198ZM10 198V199H9ZM15 198H17L15 200ZM23 198V199H22ZM50 199V202H49V199ZM61 198V200H60ZM94 200H93V199ZM111 198V199H109ZM136 198V199H135ZM26 199V202H24ZM31 199V200H30ZM40 199V202L42 200H45L46 202L42 201L41 204L39 202ZM42 199V200H41ZM57 199V200H56ZM71 199V200H70ZM79 199H81L79 201ZM98 199V201H97ZM101 199V200H100ZM105 199H106V202H105ZM135 199V200H134ZM261 199V200H260ZM18 200H21L23 201L24 205L22 204V207H19V204L20 201ZM34 200V201H33ZM38 200V201H37ZM64 200V201H63ZM68 200V201H67ZM84 200H89V201H84ZM131 200V201H129ZM254 200V201H253ZM37 201V202H36ZM52 201V202H51ZM67 201V202H66ZM110 203H108V202ZM115 203H114V202ZM133 201V202H132ZM12 202V203H10ZM30 202V203H28ZM35 203L33 205V203ZM44 202V204H43ZM54 202V203H53ZM59 202V203H57ZM82 202V203H81ZM92 202V203H90ZM97 202V203H96ZM118 202V204H117ZM131 202V203H130ZM134 202L135 204H139L140 206H137V205H134ZM138 202V203H137ZM253 202V204H252ZM26 203V204H25ZM47 206H46V204ZM67 203L68 206H67ZM71 203V204H70ZM77 203V204H76ZM95 203V205H94ZM100 203V204H99ZM113 203V205H112ZM14 209L12 210L11 207ZM15 204V205H14ZM54 204V205H53ZM61 205L59 207V205ZM116 204V205H115ZM31 205V207H30ZM43 206L41 208H39L40 206ZM59 207L57 210L55 209V207ZM83 205V206H82ZM94 205V206H93ZM102 205H104V209H101L99 207H101ZM16 208H15V207ZM25 206V207H24ZM34 206V207H32ZM37 206V207H35ZM75 206V207H74ZM78 206V208H77ZM81 206V207H80ZM94 208H93V207ZM107 206V207H106ZM109 206V207H108ZM251 206V207H250ZM7 207L9 209H7ZM117 209H116V208ZM119 207V208H118ZM136 207V208H135ZM255 207V208H254ZM259 207V208H258ZM34 208V209H33ZM38 208V209H37ZM52 208V210H51ZM54 208V209H53ZM63 208V209H62ZM68 208H71L69 209L70 211L72 210V212L68 211ZM85 208V209H84ZM100 210H99V209ZM106 208V209H105ZM139 208V210H138ZM21 211H20V210ZM43 209V210H41ZM62 209V210H61ZM90 209V210H88ZM94 209H96V213H94ZM132 209V210H131ZM31 210V213L29 215L30 219H33L37 214H39V217L40 219V224L37 228H34L35 224H37V222H35L36 220L34 219L33 221L31 220V223L29 222L30 219H28V222H24L26 220V218H29L27 216V213H29ZM34 210V211H33ZM37 212H36V211ZM39 210L41 212V214L39 213ZM49 210V211H47ZM54 211V214L52 213ZM59 210V211H58ZM77 210V211H76ZM99 210V211H98ZM103 210V213L104 212H108L107 214H103L104 216L106 215L107 217H104V216H101ZM113 210V211H112ZM127 210V211H126ZM133 210L135 212H133ZM249 210L251 212H249ZM254 210V211H253ZM13 211V212H12ZM19 211V212H18ZM26 211V212H25ZM29 211V212H27ZM89 211V212H88ZM90 211H92V213H90ZM94 211V212H93ZM123 211V212H122ZM126 211V213H124ZM186 213H187V217H190L192 216V219L194 221H190V220H186L189 224H192L190 226H196L199 225V226H202L203 223H204V216L202 215V213H199L200 216H198L197 214H188L187 210L185 209ZM185 211H184V214H185ZM15 212V213H14ZM18 212V213H17ZM22 212V213H20ZM25 212V213H24ZM36 213L35 216L33 217V213ZM43 212H45L43 214ZM50 212V214H49ZM57 212V213H56ZM60 212V213H59ZM64 212V213H62ZM70 212V214H69ZM87 212L89 213V215H87ZM111 212V213H110ZM47 213V214H46ZM73 216V219L71 218L72 216L69 217V215ZM80 213V214H79ZM116 213V214H114ZM132 213V214H131ZM47 216H46V215ZM49 214V215H48ZM58 215V217H60L59 220L58 217L55 218L57 220V224L59 227H57L56 225V220L53 218V217H56ZM64 214V215H63ZM69 214V215H67ZM96 215L95 218L92 217V215ZM111 214V215H110ZM130 214V215H129ZM136 214L137 216L135 217ZM139 214V215H138ZM44 218L45 216V219L46 220H43L45 222H48L46 223L47 226H44L43 225V221L41 223V219L42 217ZM45 215V216H43ZM51 215H54V216H51ZM56 215V216H55ZM127 215V216H126ZM129 215V216H128ZM248 215V216H247ZM21 216V218H20ZM25 216V217H24ZM27 216V217H26ZM31 216L33 218H31ZM50 216L52 217V220L51 221H55L51 222V224L49 223L48 219L47 218H50ZM67 218H66V217ZM80 216V217H79ZM87 216L89 219H87ZM112 216V217H110ZM114 216L116 218H114ZM135 218H134V217ZM195 216V218H194ZM199 217V221L197 217ZM251 216V217H250ZM7 217V216H6ZM25 218L24 219H22ZM65 217V219H64ZM97 217V219H96ZM101 219H100V218ZM126 217V218H125ZM130 217V218H129ZM133 219H132V218ZM37 218H38V215H37ZM71 218V219H69ZM81 218V219H80ZM100 220H99V219ZM103 218L105 220H103ZM106 218H109L106 220ZM139 218V219H137ZM20 219V220H19ZM93 219V220H92ZM95 219V220H94ZM129 219V220H128ZM137 219V220H136ZM201 219V220H200ZM20 222H19V221ZM24 220V221H23ZM68 220V221H67ZM76 220V221H75ZM109 220V221H108ZM128 222H127V221ZM196 220V222H195ZM60 221V222H58ZM90 221V224L88 223ZM100 221V222H99ZM102 221V222H101ZM104 221V222H103ZM112 223H111V222ZM118 223H117V222ZM139 221V223H141V225H138V233L137 232H134L133 233V223ZM203 221V222H202ZM39 222V221H38ZM64 222V223H63ZM69 222V223H68ZM79 222V223H78ZM99 222V223H98ZM106 222V223H105ZM130 222V223H129ZM132 222V223H131ZM191 222V223H190ZM199 222V223H198ZM247 222V221H245ZM21 223V224H20ZM23 223V224H22ZM34 224L33 226L30 225V224ZM60 223V224H59ZM62 223V224H61ZM74 223V225H73ZM77 223V225H76ZM86 223V225H85ZM93 223V224H92ZM94 223H97V224H94ZM103 223V225H102ZM107 223H111L112 225L109 226V224L107 225ZM128 223V224H127ZM196 223V224H195ZM202 223V224H201ZM27 224H29V228H27V226H25ZM45 224V223H44ZM64 224L66 225V227H63ZM70 224V225H69ZM132 224V225H131ZM195 224V225H194ZM43 225V226H42ZM52 226L57 227V230L56 229H53ZM76 225V226H75ZM84 225L86 227H84ZM89 225V226H88ZM94 225L96 228H94ZM99 228H97V226ZM130 225V226H129ZM219 225V224H218ZM254 225V226H253ZM24 226L26 227L25 229L28 231V234H27V231L24 229ZM49 226V227H48ZM105 226V227H104ZM144 226V227H143ZM41 227V228H40ZM48 228V230L45 231L46 228ZM55 227V228H56ZM74 227V228H73ZM76 227V228H75ZM102 227V228H101ZM109 229V231H106L105 229ZM110 227V228H109ZM127 227V228H126ZM220 226H218L219 228ZM249 227H251L250 229H248ZM23 228V229H22ZM43 228V229H42ZM50 228V229H49ZM61 230H59V229ZM65 228V229H64ZM67 228V230H66ZM69 228V229H68ZM79 228V229H77ZM95 229V230H92V229ZM105 228V229H103ZM116 228V229H115ZM132 228V229H131ZM193 228V227H192ZM254 228V229H252ZM36 229V230H35ZM40 231H38V230ZM42 229V230H41ZM53 229V232L52 230ZM97 229V230H96ZM107 229V230H108ZM24 230V231H23ZM34 230V231H33ZM69 230V231H68ZM73 230V231H72ZM77 230V231H76ZM89 230V231H88ZM103 230L105 232H103ZM122 232H121V231ZM126 230V232H125ZM140 230V231H139ZM250 231L249 233L247 232ZM32 231V233H31ZM36 231L41 232V233H37ZM51 231V232H49ZM61 231V233L59 232V234L57 232ZM65 231V232H64ZM68 231V232H67ZM76 231V232H75ZM87 231V232H86ZM97 231V232H96ZM115 231L117 233H115ZM124 231V232H123ZM217 232L220 231V233H216V237L214 238L216 241L219 240V242H216L214 239V243L217 245H219L217 247H215V257H209L210 256V253L209 250L211 249H207L206 251H204V253H202L201 257L203 258H200V259H195L192 257V255H186L183 262L181 261L180 264H199V263H202L204 260V262L202 264H205V262L209 261V258H212L210 259V263H207V264H215V262L217 261L218 264H224V263H227V264H230L227 260H225V255L226 254L225 252V247L222 246V244L220 243H224V237H223V234L221 233V229H218L216 230ZM215 231V232H216ZM30 232V233H29ZM34 232V234H33ZM45 233V235H43V233ZM66 234H64V233ZM67 232V233H66ZM71 232V233H69ZM85 232V233H84ZM95 232V233H94ZM105 235H103V233ZM108 232V233H107ZM110 232V234H109ZM35 233L37 235H35ZM49 233V235L47 234ZM102 233V239L101 236L100 238H98L97 236H99V234ZM114 233V234H112ZM126 233V234H125ZM128 233V234H127ZM131 233V234H130ZM30 234V238L28 237ZM51 234V235H50ZM61 234V235H60ZM67 234L71 237H68ZM83 234V235H82ZM98 234V235H97ZM34 235V237H33ZM41 235V236H40ZM42 235L43 237L45 238H42ZM47 235V236H46ZM63 235V236H62ZM78 235V236H77ZM85 235V237H84ZM101 235V234H100ZM124 235V236H123ZM27 238H26V237ZM40 236V238H39ZM96 236L97 239H100V240H97L96 238H94ZM111 236V237H110ZM114 236V237H113ZM121 236V237H119ZM164 236V235H162ZM32 237V238H31ZM47 237V239H46ZM60 237V238H59ZM65 237V238H64ZM119 237V238H118ZM248 237V238H247ZM23 238V239H22ZM67 238H70L68 239V241L66 240ZM94 238V239H93ZM128 242H127V240ZM162 238L165 240V242L162 240ZM161 240H160V249H164V247H167L168 245V236L166 235V239H165V236L162 237ZM218 238V239H217ZM223 238V239H222ZM26 239V240H25ZM30 239V240H29ZM53 239V241H52ZM84 239V240H83ZM89 239H92V240H89ZM122 239V240H121ZM24 242H23V241ZM35 240V242H34ZM38 240V241H37ZM45 242H44V241ZM46 240L49 242H46ZM75 240V241H74ZM97 240V241H95ZM109 240V241H108ZM111 240V241H110ZM125 240V241H124ZM259 240V241H258ZM28 241L30 242L28 244ZM31 241H32V245H31ZM56 241V242H55ZM64 241V242H63ZM74 241V242H73ZM83 242V243H80V242ZM88 241V242H87ZM90 241V242H89ZM116 241V242H115ZM163 241V242H161ZM212 241V240H210ZM44 242V243H42ZM78 242V243H77ZM126 242V244H125ZM47 243V244H46ZM77 243V247H76V244ZM108 243V244H107ZM113 243V244H112ZM124 243V244H123ZM42 244V245H41ZM46 244V246H45ZM50 244V245H48ZM53 244V245H52ZM67 244V245H66ZM102 244V245H101ZM111 244V245H110ZM118 244V245H117ZM128 244V246H127ZM132 244V245H131ZM162 244H164V247L162 246ZM167 244V245H166ZM170 244V243H169ZM225 244V243H224ZM223 244V245H224ZM24 245V246H23ZM66 245V246H65ZM98 245V246H97ZM106 245V246H105ZM113 245V246H112ZM117 245V246H116ZM166 245V246H165ZM28 246V247H27ZM40 246V248H39ZM48 246V247H47ZM53 246V247H52ZM57 246V247H56ZM62 246V247H60ZM69 246V247H68ZM72 246V247H71ZM79 246V247H78ZM85 246V247H84ZM100 246V247H99ZM102 246V247H101ZM162 246V247H161ZM170 245H168L169 247ZM222 246V247H220ZM251 246V247H250ZM257 246V247H256ZM260 246V247H259ZM31 247V248H30ZM42 247H43V250H42ZM46 248V252L44 251ZM59 247V249H58ZM111 247V248H109ZM130 247V248H129ZM220 247V248H219ZM224 247V248H223ZM21 250H19V249ZM51 248V249H50ZM53 248V249H52ZM57 248V250H56ZM63 250H61V249ZM66 250H65V249ZM75 248H77L76 251ZM80 251H79V249ZM84 248V249H83ZM94 248V249H93ZM96 248V249H95ZM112 248H114L112 250ZM222 248V249H221ZM261 248V249H260ZM34 249V250H33ZM74 249V250H73ZM252 249V250H251ZM29 252H25V251H28ZM36 250V252H35ZM52 250V251H51ZM61 250V251H60ZM69 250V251H68ZM89 250V251H88ZM246 250V251H247ZM250 250V252H249ZM17 251H20V252H17ZM32 251V252H31ZM48 251V252H47ZM50 251V252H49ZM74 251V252H73ZM105 251V252H104ZM109 252V254L107 252ZM118 251V252H117ZM224 251V252H223ZM17 252V255L15 254ZM45 252V253H44ZM68 252H72V255L70 256V254ZM77 252V254H76ZM97 252V253H96ZM101 252V253H99ZM128 252V253H127ZM169 252V250H168ZM256 252V254H255ZM28 253V254H26ZM35 253V255L33 254ZM38 253V254H37ZM41 253V254H40ZM48 253V254H47ZM51 253V254H50ZM75 253V254H74ZM82 253H86L88 255V259H87V255L83 254L84 258L83 257H80L79 254H81L82 256ZM93 253V254H92ZM119 253V254H118ZM130 253V254H129ZM164 253V254H163ZM207 253V254H206ZM224 253V254H223ZM24 254V255H22ZM45 254V255H43ZM56 254V255H55ZM99 254V256H98ZM106 254H108L109 256H107ZM163 256H162V255ZM261 254V256L259 255ZM16 255V256H15ZM20 257H19V256ZM27 255V256H25ZM32 255L34 256L32 258ZM67 257H65V256ZM75 255V257H77L76 255H78V257L82 258L80 260H76L75 257L73 256ZM114 255V256H113ZM165 255V256H164ZM209 255V256H208ZM213 254H211V256H214ZM217 255H219L217 257ZM258 255V256H257ZM14 256L17 260V261H14ZM22 256V258H21ZM45 256V257H44ZM51 256V257H50ZM63 256V257H62ZM72 256H73V260H72ZM94 256V257H93ZM96 256V258H95ZM106 256V257H105ZM160 256L156 262V264L159 262H161V264H170L171 262H168L170 261L168 259L169 257V253L166 254V252H161L160 253ZM167 256V258H166ZM189 256V257H188ZM192 258H191V257ZM257 256V257H256ZM19 257V258H18ZM25 257V258H24ZM38 257V258H37ZM68 259L69 257L71 258L70 260V263H68L66 260ZM92 257V258H90ZM164 257V258H162ZM11 258H13L12 260H10ZM18 258V259H17ZM32 258V259H31ZM57 258V259H56ZM115 260H114V259ZM129 258V259H128ZM216 260H215V259ZM221 258V259H220ZM259 258V259H258ZM35 259V260H34ZM43 261H41V260ZM50 261H49V260ZM61 259V260H60ZM63 259L66 260V263L65 261H62ZM118 261H117V260ZM133 259V260H132ZM163 259V260H162ZM167 259V260H166ZM193 259V260H192ZM197 261H195V260ZM254 259V260H253ZM263 259V260H262ZM38 260V262H37ZM84 260V261H83ZM95 260V261H94ZM105 260V261H104ZM109 260V261H108ZM166 260V261H165ZM223 260V261H222ZM256 260V262H255ZM258 260V261H257ZM10 261V262H9ZM55 261V262H54ZM89 262H92V263H88ZM94 261V262H93ZM104 261V262H103ZM138 261V260H136ZM135 261V263H136ZM163 261V263H162ZM192 261V262H191ZM215 261V262H214ZM255 263H254V262ZM263 261V263H262ZM2 262V263H1ZM22 262V263H21ZM33 262V263H32ZM140 261H138L137 263L139 264ZM166 262V263H165ZM197 262V263H196ZM222 262V263H220ZM16 263V264H17ZM28 263V264H29ZM57 263V264H59ZM136 263V264H137ZM177 264V262H173L171 264ZM141 264V262H140ZM159 264V263H158Z\"/></svg>","mask_w":264,"mask_h":264},{"label":"bare ground","instance_id":"obj_2","mask_svg":"<svg viewBox=\"0 0 264 264\" xmlns=\"http://www.w3.org/2000/svg\"><path fill=\"white\" fill-rule=\"evenodd\" d=\"M15 0H13V2H14ZM24 1V0H23ZM34 1V0H33ZM55 2L57 1V0H54ZM62 1H65V2H67V3H69L67 6H73L72 4L74 3V1L75 0H62ZM77 1H79L80 2V0H77ZM88 1V0H87ZM86 1V2H87ZM90 1H94V2H100V3H102L106 8H104L106 11H107V13L109 14V15H111L110 16V19H111V21H110V23L112 24V22H113V25L114 24H117L116 26H118V27H116V29L117 30H115V32H116V40H117V37H118V39L121 41V43L129 50V52H132L131 54H133V56L135 57V59L138 61V62H142L143 64H141V65H144V68H145V70H148L149 72L148 73H150L151 72V74H152V72H154V77L156 78V80H159V82L158 83H160V85L162 86V88H163V94H161L162 96H164L165 97V99H166V106H165V109H164V111H159V110H157L156 111V109H154L155 107V105L157 106V104H156V100H157V96L155 97V99H152V101H153V103H151V104H149V103H146L145 105L143 104V106L141 107V108H139V110L137 111V113L134 115V110H133V108H136V106H137V104L139 105V103H137L136 104V106L135 107H133V105L130 107L129 106V104L130 103H128V105L127 106H129V108H132L130 111H132L131 112V116L130 117H127V119H126V117L124 118V116H120V115H118V116H115V117H112V119H109V116L107 115V114H105V115H107V116H100L99 115V117H98V119L100 118L102 121L104 120V121H108L109 122V120H110V122L111 121H113V123H115V124H117V125H120V126H124V125H126L128 122H127V120H130L129 122L132 124V125H134L135 126V124H140L142 121H144L145 120V116H146V114L147 113H149V112H151V111H153L154 112V110H155V117H156V119L157 118H159L161 121H156V122H159L160 124H162L161 122H163V120L165 121V125H166V123H171L172 124V131L171 132H173V137L171 138L172 139V144L173 143H175L176 144V147L174 148V153H172L171 154V157H170V159H168V158H166V156H165V154H163L162 156H164L165 157V159L163 158V157H161L159 154H160V151H161V153H164L161 149H155V148H159L160 146H159V144H158V142H157V146L158 147H156V146H154V139H153V144L151 143V145H153L155 148H149V150H160V151H158V156H156V155H154V151H152V152H150L147 148L148 147H145V144L148 142V140H147V142H143L142 141V139H140V137H134L133 136V134L132 133H130V134H132L131 136H133L134 137V139H132L131 140V136H130V141L132 142V146L134 147L135 146V150L133 149L131 152L129 151V157H130V159H131V161H130V163H132L131 165L133 166V168H131L130 170H134L132 173L131 172H129V171H127V172H129V174L131 173V175L132 176H129V174H127V172H126V174H127V176H129L128 178V180H124V182L126 183H129V185L131 184L132 186H133V189H134V191L136 190L137 191V189H139L138 191H139V193L141 194V196H139L140 197V200L138 199V201H140L141 203V206L138 204H135V202H134V205H137V206H140L141 207V210L140 211H142V212H135L134 210H133V212H135V213H142L139 217H141V218H143L142 220H143V225L145 226H143L144 228H143V233L142 234H138V235H134L133 236V241L132 242H130V243H133V258L134 259H136V260H138V261H140L141 262V264H156V262H157V260H158V258L159 257H161L160 256V253L161 252H166V254H168L169 253V257H168V259L170 260V261H168V262H171L172 263V261L173 262H177V264H180L181 263V261L183 262V260H184V258H185V256L186 255H192V257L193 258H195V259H200V258H203V257H201V255H202V253H204V251H206L207 249L209 250L210 248V250H209V252H211L210 253V256L209 257H215V247H216V245H217V243L215 244L213 241L215 240L214 238L216 237L215 235H216V233H220V231L219 232H217L216 230H218V229H221V233L223 234V237H224V243H220V244H222V246H224L225 247V253L226 254H224L225 255V260H227L230 264H252V262H250V260H249V258L251 257V255H250V257L246 254L247 252H248V250L246 249V246L248 245H246L245 244V241L247 240H245V236H246V232H245V230H246V228H245V225H247V224H245V223H248V221H249V218H248V220H246V214H248V213H246V209L248 208V203L246 202V195H248L249 193H251L250 192V189H252L251 187H246V186H248V185H250L249 183H253L252 182V180L254 179V178H256L253 174H250L249 176H248V174H246L248 177H250V176H254V178H251L252 180H250V182H247L248 181V179L247 178H245V175L244 176H242L241 175V177H243V178H245V185L246 186H244V185H241L242 184V181L241 180H239L238 178L236 179L235 177L238 175H236L234 178L236 179V180H239V181H241V186H238V187H236V184H237V182H239V181H235L232 177H229V176H227V174L224 172V169L225 168H223V165L221 164V162L222 163H224L223 161H222V159L220 160V158H219V156H218V154H217V148L215 149H213L212 147H211V145L210 144H207L206 143V141L204 142L203 140H201L202 138H200V135H199V133L201 134V132H199V131H197V132H199V133H196V132H193L190 128H189V126L187 125L188 123H186V121H185V119L184 118H186V116L184 117L183 116V110L181 111V100H179L180 99V97H179V95H180V93L178 94L177 93V90H175L176 88H179L178 86L179 85H175L174 86V84L168 79V76H166L163 72H161L160 71V67L157 69V67H155L154 65H153V63H152V61H150V59L146 56V54H145V52H144V50L143 49H141V47L139 46V44H140V42H139V44H138V41H137V39H136V36H134L133 35V31H132V29H133V27L132 28H130L129 27V25H128V22L126 23V21L128 20V19H130L129 17L127 18V20H126V18H125V20L123 19V16H127V14H125V15H123V9L121 10V8H124V7H121V6H123V5H121V4H123V1L124 0H90ZM89 1V2H90ZM121 1H122V3H121ZM16 2V1H15ZM18 2V1H17ZM20 2V1H19ZM43 2H45V1H43ZM52 2H53V0H52ZM52 2H51V4H52ZM54 2V3H55ZM58 2V1H57ZM60 2V1H59ZM76 2V1H75ZM85 2V1H84ZM49 3H50V1H49ZM64 3V2H63ZM90 3H92V2H90ZM89 3V4H90ZM99 3V4H100ZM38 4V3H37ZM40 4V3H39ZM44 4H46V3H44ZM50 4V5H51ZM56 4V3H55ZM80 4H82V3H80ZM92 4H94L95 6H96V4H98V3H92ZM98 4V5H99ZM8 5V4H7ZM16 5V4H15ZM28 5V4H27ZM36 5V4H35ZM54 5V4H53ZM75 5V4H74ZM77 5V4H76ZM84 5H86L85 3H84ZM83 5V6H84ZM121 5V6H120ZM127 5V4H126ZM9 6V5H8ZM18 6V5H17ZM20 6V5H19ZM25 6V5H24ZM37 6V5H36ZM44 6H46V5H44ZM48 6V5H47ZM55 6V5H54ZM58 6V9H59V4L57 5ZM79 7H80V5H78ZM27 7V6H26ZM51 7V6H50ZM56 7V6H55ZM74 7V6H73ZM81 7H82V5H81ZM80 7V8H81ZM84 7H86V6H84ZM98 7V6H97ZM97 7H95L96 9V11L98 10V8ZM101 7V6H100ZM99 7V9H101V11L99 10V12H102L103 10H102V8H100ZM20 8V7H19ZM22 8V7H21ZM35 8V7H34ZM33 8V9H34ZM45 8V7H44ZM43 8V9H44ZM47 8V7H46ZM48 8H49V6H48ZM47 8V9H48ZM63 8V7H62ZM65 8V7H64ZM68 8H70V7H68ZM77 8V7H76ZM87 8H89V6L87 7ZM8 9V8H7ZM17 9V8H16ZM23 9H26V8H23ZM40 9H42V8H40ZM51 9H52V7H51ZM54 9H56L57 10V8H53V10ZM79 9V8H78ZM84 9H86V8H84ZM125 9V8H124ZM15 10V9H14ZM19 10V9H18ZM32 10V9H31ZM35 10V9H34ZM55 10V11H56ZM60 10V9H59ZM62 10V9H61ZM68 10V9H67ZM73 11H74V9H72ZM76 10V9H75ZM94 10V9H93ZM104 10V11H105ZM126 10V9H125ZM124 10V11H125ZM37 11V10H36ZM43 11V10H42ZM50 11H52V10H50ZM50 11H48V12H50ZM73 11H71V8H70V10H69V12H70V15L71 14H73L74 12ZM85 11H87V10H85ZM89 11V10H88ZM87 11V12H88ZM90 11H92V8H90ZM89 11V12H90ZM18 12V11H17ZM24 12H25V10H24ZM45 12H47V11H45L44 10V12H42L43 14L45 13ZM56 12H58V11H56ZM69 12L67 13V14H65V16H63V18L61 19V21L63 22V27H64V29H66L67 28V32L65 31V32H63V29H62V26L59 24V23H62V22H59V20L56 22L58 25H60V28H61V30H59L61 33L63 32V33H67L68 35H69V31L74 27H72V25H74V24H71V22L74 20L75 21V19H77V17H79V13H82V10L80 11L79 10V12H78V14H77V17L74 19V17L76 16V15H74V17H73V15H71V17H69L70 15H69ZM77 11H75V13H76ZM19 13H21L20 11H19ZM27 13V12H26ZM41 13V10L39 11V14ZM41 13V14H42ZM52 13H54L53 15L56 17V18H58L57 17V15H55V12L53 11ZM62 13V12H61ZM63 13H65V12H63ZM74 13V14H75ZM93 14H94V12H92ZM104 13V12H103ZM106 13V12H105ZM104 13V14H105ZM106 13V14H107ZM124 13H126V11L124 12ZM14 14V13H13ZM29 14V13H28ZM38 14V15H39ZM42 14V15H43ZM57 14V13H56ZM88 14V13H87ZM86 13H85V15H87ZM95 14H96V12H95ZM102 14V13H101ZM107 14V15H108ZM21 18L23 17V15H25V14H23V11H22V14H18ZM22 15V16H21ZM29 15H31V14H29ZM35 15H37V14H35ZM37 15V16H38ZM52 15V14H51ZM67 15V16H66ZM84 15V16H85ZM90 15V14H89ZM97 15V14H96ZM95 15V16H96ZM103 15V14H102ZM107 15H106V17H107ZM46 16V15H45ZM45 16H43V17H45ZM48 16H49V14L47 15V18H48ZM53 16V17H54ZM59 16V15H58ZM61 16V15H60ZM60 16H59V18H60ZM83 16V15H82ZM82 16H80L81 18H83ZM93 16V15H92ZM92 16H90L89 18L87 17V19H89V21H92ZM99 16V15H98ZM105 16V15H104ZM26 16H24L23 18H25ZM46 18V19H47ZM50 18H51V16H50ZM49 18V19H50ZM80 18V20H82L83 21V19H81ZM96 18V17H95ZM102 18V16L100 17V19ZM16 20H17V17L15 18ZM37 19V18H36ZM53 19H55V18H53ZM52 19V20H53ZM86 19V18H85ZM87 19H86V22H87ZM94 19V18H93ZM98 19V18H97ZM103 19V18H102ZM109 19V20H110ZM25 20V19H24ZM30 20H31V18H30ZM33 20H34V18H33ZM43 20V19H42ZM48 20V19H47ZM99 20V19H98ZM104 20V19H103ZM19 21H21V20H19ZM49 21H51V20H49ZM55 21H56V19H55ZM81 21V22H82ZM97 21V20H96ZM96 21H95V23H96ZM136 21V20H135ZM24 22H26V21H24ZM43 22V21H42ZM59 22V23H58ZM76 22H78L77 20H76ZM80 22V23H81ZM85 22V21H84ZM98 22V21H97ZM101 22H102V20H101ZM132 22V21H131ZM133 22H134V20H133ZM132 22V23H133ZM23 23V22H22ZM27 23V22H26ZM37 23V22H36ZM35 23V24H36ZM39 23V22H38ZM46 23V22H45ZM56 23H55V26H56ZM73 23V22H72ZM75 23V22H74ZM89 25H90V23L89 22H87ZM86 23V24H87ZM103 23V22H102ZM105 23H107V20H106V22ZM109 23V22H108ZM109 23V24H110ZM135 23V22H134ZM42 24V23H41ZM51 24V23H50ZM54 24V23H53ZM110 24V25H111ZM138 24V23H137ZM143 25H144V23H142ZM21 25V24H20ZM39 25V24H38ZM37 25V26H38ZM52 25V24H51ZM88 25V26H89ZM92 25H93V23H92ZM99 25L100 26H104V24L102 25L101 23H100V21H99ZM98 25V26H99ZM106 25H108V24H106ZM105 25V26H106ZM109 25V26H110ZM131 25V24H130ZM139 25H140V22H139ZM143 25H142V27H143ZM24 26V25H23ZM49 26V25H48ZM54 26V25H53ZM76 27L78 26V25H75ZM81 26V25H80ZM87 26V27H88ZM97 26V25H96ZM95 26V27H96ZM97 26V27H98ZM99 26V27H100ZM104 26V27H105ZM115 26V25H114ZM114 26H112V27H114ZM36 27V26H35ZM39 27V26H38ZM37 27V28H38ZM44 27H45V25H44ZM66 27V28H65ZM72 27V28H71ZM86 27V28H87ZM107 27V26H106ZM139 27V26H138ZM46 28V27H45ZM75 28V27H74ZM102 28V27H101ZM101 28L99 29V30H101ZM115 28V27H114ZM114 28H112V29H114ZM146 28V27H145ZM47 29V28H46ZM55 29V28H54ZM59 29V27L57 28V30ZM76 29H78V28H76ZM94 30H95V28H93ZM104 29V28H103ZM108 29H110L109 31H107ZM29 30V29H28ZM40 30H41V28H40ZM84 30H85V28H84ZM94 30H93V32H94ZM97 30H98V28H97ZM144 30V29H143ZM36 31V30H35ZM47 31H48V29H47ZM55 31V30H54ZM76 31H77V33H76ZM83 31V30H82ZM82 31H80V33H82ZM86 31V30H85ZM90 31H92V30H89V33H90ZM137 31V30H136ZM142 31V30H141ZM146 31V30H145ZM32 32V31H31ZM42 32V31H41ZM60 32H59V34L58 35H60ZM79 31L78 30H75V33L76 34H79L78 33ZM97 32V31H96ZM113 31L111 30V28L109 27V28H105L104 29V31L102 32V34L100 33V31H99V33H96V35L97 34H101L102 36H105V38H106V36H108V39L106 38V39H104V37L102 38L101 36H96L95 37V43H97V39L98 40H101V39H99V38H102L103 40H105V41H108V40H110L109 38V36H111L113 33H112ZM55 33H56V31H55ZM55 33L53 34V35H55ZM71 34H70V37H69V39H70V41L75 37V33H73L72 31L70 32ZM72 33H73V38H71L72 37ZM89 33H87L86 32V34H89ZM112 33V34H111ZM145 33V32H144ZM45 34V33H44ZM83 34H85V33H83ZM111 34V35H110ZM62 35V34H61ZM65 34H63V36H64ZM68 35H66L67 37H68ZM146 35V34H145ZM46 36V35H45ZM63 36H59V37H61V38H63ZM66 36L64 37V39H62V41L64 40V42H66V43H68L69 45H70V43L71 42H73L74 43V41L72 40L71 42L69 41V42H67V40L66 39H68V38H66ZM81 36H85V35H81ZM90 36V35H89ZM92 36H94L93 34H92ZM113 36H114V34H113ZM113 36H111V38L113 37ZM48 37V36H47ZM55 37V36H54ZM57 37V36H56ZM57 38V39H60V38ZM142 37V36H141ZM143 37H145V36H143ZM66 38V39H65ZM76 39H79V35H78V37H77V35H76V37H75ZM74 38V39H75ZM81 38V37H80ZM83 38H85V37H83ZM87 38H88V35H87ZM90 39H92V37H89ZM97 38V39H96ZM115 37H113V39H114ZM56 39V38H55ZM54 39V41H56ZM68 39V40H69ZM82 39V38H81ZM81 39H80V41L79 40H76V43H78V41L80 42V43H78L77 45L78 46H80V47H78L81 51L82 50H86V48H87V46H88V48H89V45H87V44H92V45H90V48H93V46L95 45H93V43H90L89 42V40H87V39H85V40H87L89 43H87L86 45H85V43H84V47H83V44H82V47H83V49L81 48ZM43 40V39H42ZM83 40V39H82ZM103 40H101V42H103ZM51 41V40H50ZM58 41V40H57ZM56 41V42H57ZM59 41H61V40H59ZM58 41V42H59ZM90 41H92V40H90ZM114 41V40H113ZM112 40L111 41H108V42H113ZM120 41H118V42H120ZM93 42V41H92ZM101 42H99L98 41V44H100L101 45ZM115 42V41H114ZM144 42V41H143ZM44 43H46V42H44ZM50 43L51 42H49V45H50ZM52 43H54V42H52ZM72 43V45L71 46H74V44ZM104 43V42H103ZM106 43V42H105ZM142 43V42H141ZM47 44V43H46ZM56 44V43H55ZM62 43H60V45H61ZM65 43H63V45H64ZM67 44V45H68ZM97 44V45H98ZM107 45L108 44H110V43H106ZM52 46H53V44H51ZM51 45H50V49H51ZM66 45V44H65ZM65 45H64V47H65ZM120 45V44H119ZM57 46L59 47V43H58V45H56V47H55V45H54V47L56 48V50H58L57 49ZM96 46V45H95ZM103 46H104V44H103ZM103 46L101 45V47L103 48ZM106 46V45H105ZM109 46V45H108ZM110 46H111V44H110ZM61 48H63L62 46H60ZM59 47V48H60ZM117 47H119V46H117ZM116 47V48H117ZM125 47H124V49H125ZM47 48H48V45H47ZM59 49V53H58V55L57 56H59V55H65L66 56V54H65V52L63 51V50H65V49ZM67 48H69L68 46L66 47V49ZM73 48H77V46H75V47H71L70 49H72L71 50V54H70V51H66V53H67V56L68 57H70V55H72L73 57H75L76 55H74V53L73 52H76V50H73ZM87 48V49H88ZM102 48H99L98 49V47L96 48V49H98V51L99 50H101ZM105 48V47H104ZM108 48H110V47H108ZM107 48V49H108ZM112 48V47H111ZM114 48V47H113ZM116 48H114V51H115V49ZM120 48V47H119ZM53 49V48H52ZM51 49V50H52ZM106 49V48H105ZM106 49V50H107ZM54 50V49H53ZM89 50V49H88ZM92 50H94V48L92 49ZM104 49H102V51H103ZM106 50H104L106 53H107V51ZM120 50V49H119ZM123 50V47H122V49L120 50V51H122ZM146 50V49H145ZM152 50V49H151ZM60 51H62V53L60 52ZM97 50H95V51H93V52H96ZM103 51V52H104ZM112 51V50H111ZM117 51V50H116ZM125 51V50H124ZM123 51V52H124ZM127 51V50H126ZM125 51V52H126ZM154 51H156V50H154ZM54 51H52L51 53H53ZM68 52H69V54H68ZM87 52H92V51H87ZM118 52V51H117ZM128 52V51H127ZM128 52V53H129ZM19 53V52H18ZM50 53V54H51ZM54 53H56V52H54ZM54 53H53V55H54ZM61 53V54H60ZM83 53H84V51H83ZM82 53V54H83ZM86 53V52H85ZM99 53V52H98ZM98 53H96L97 54V56H98ZM105 53V54H106ZM110 53V52H109ZM150 53V52H149ZM154 53V52H153ZM160 53V52H159ZM163 53V52H162ZM20 54V53H19ZM18 54V55H19ZM23 53H21V55H22ZM49 54V55H50ZM81 54V55H82ZM89 54V53H88ZM93 54V53H92ZM95 54V53H94ZM95 54V55H96ZM100 54V53H99ZM117 54V53H116ZM119 54L121 55V53L119 52ZM125 54V53H124ZM130 54V53H129ZM52 55V54H51ZM52 55V56H53ZM56 55V54H55ZM86 55V54H85ZM85 55H84V57H85ZM101 55V54H100ZM102 55L104 56V54L102 53ZM101 55V56H102ZM110 55H112V54H110ZM109 55V56H110ZM123 55V54H122ZM126 55H128V54H126ZM150 55H152V54H150ZM22 56H24V55H22ZM21 56V57H22ZM26 57H27V55H25ZM51 56V60H53V57ZM87 56V55H86ZM117 56V55H116ZM116 56H114V57H116ZM119 56V55H118ZM149 56V55H148ZM161 56V55H160ZM20 57V56H19ZM62 57V56H61ZM72 57V61L74 60V58ZM163 57V56H162ZM23 58V57H22ZM54 58H56V59H58V57H56V56H54ZM63 58V57H62ZM62 58L60 59V57H59V62H58V64L60 63V61H61V63L64 61V59H63V61H62ZM88 58H89V56H88ZM90 58H92V57H90ZM94 58V57H93ZM97 58V57H96ZM109 58V57H108ZM117 58V57H116ZM123 58V57H122ZM129 58H131V57H129ZM167 58V57H166ZM25 59H27V58H25ZM24 59V60H25ZM56 59H54V61L56 60ZM68 59V58H67ZM85 59V58H84ZM97 59H99V57L97 58ZM102 59H103V57H102ZM151 59H152V57H151ZM69 60V59H68ZM78 59H76V61H77ZM94 60V59H93ZM111 60V59H110ZM113 60V59H112ZM115 60V59H114ZM117 60V59H116ZM127 60V59H126ZM20 62L21 61H23V60H21V58H20V60H19ZM70 61V60H69ZM75 61V60H74ZM74 61L72 62L73 64H75L74 63ZM75 61V62H76ZM87 61V60H86ZM120 61H121V58H120ZM154 61V60H153ZM162 61V60H161ZM165 61V60H164ZM164 61H162V62H164ZM24 62L25 61H23V64H24ZM51 62V61H50ZM56 62H57V60L55 61V64H56ZM79 62L80 61H78V63L77 64H79ZM96 62V61H95ZM116 62V61H115ZM160 62V61H159ZM54 63V62H53ZM64 63V62H63ZM66 63H70V65H66V69H70V68H72L71 67V62H68L67 60H66V62L64 63V64H62V65H65ZM94 63V62H93ZM103 63V62H102ZM133 63H134V61H133ZM132 63V64H133ZM167 63V62H166ZM14 64V63H13ZM12 64V65H13ZM17 64H20L19 62L18 63H16V65ZM52 64V63H51ZM76 64V65H77ZM99 64V63H98ZM119 64H121V63H119ZM124 64V63H123ZM139 64V63H138ZM160 64V63H159ZM158 64V65H159ZM108 65V64H107ZM107 65H105V66H107ZM126 65V64H125ZM156 65H157V63H156ZM20 66V65H19ZM18 66V67H19ZM24 66V65H23ZM25 66H29V64L28 65H26V63H25ZM52 66V65H51ZM54 66V65H53ZM55 66H57V64L55 65ZM54 66V67H55ZM59 66H60V64H59ZM75 66V65H74ZM89 66V65H88ZM134 66V65H133ZM137 66V65H136ZM159 66H161V65H159ZM22 66H20V68H21ZM27 67H25V69L27 68ZM58 67V66H57ZM56 67V68H57ZM68 67V68H67ZM70 67V68H69ZM118 67H120V66H118ZM129 67V66H128ZM167 67V66H166ZM13 68V67H12ZM20 68H18V69H20ZM24 68V67H23ZM30 67H28V69H29ZM64 69L62 66L59 68V69ZM73 68H75V67H73ZM73 68H72V70H71V73H69L68 72V74H70V76H71V74H72V77L71 78H73V75L75 76V74H76V72H75V70H73ZM111 68H113V66L111 67ZM121 68V67H120ZM134 68V67H133ZM140 68V67H139ZM139 68H138V70H139ZM14 69L16 70V67H14ZM58 69V68H57ZM66 69L64 70L65 72H67L66 71ZM75 69H79L78 68V65H77V68H75ZM123 69V68H122ZM167 69V68H166ZM14 70V71H15ZM23 70V69H22ZM22 70H20V72H24V73H26L25 71H22ZM84 70V69H83ZM112 70V69H111ZM115 70V69H114ZM14 71L12 72L11 71V73H13L14 74ZM17 71V70H16ZM30 71V69L29 70H27V73ZM58 71V70H57ZM72 71H74L75 72V74H73L72 73ZM77 71V70H76ZM79 71V70H78ZM81 71V70H80ZM87 71V70H86ZM133 71H135V70H133ZM142 71V70H141ZM19 72V71H18ZM111 72V71H110ZM147 72V71H146ZM24 73H22L23 74V76L25 75ZM82 73V72H81ZM80 73V74H81ZM86 73V72H85ZM125 73V72H124ZM128 73H130V72H128ZM142 73V72H141ZM166 73H167V71H166ZM20 74V75H19ZM18 75H19V77L20 76H22V74L21 73H19ZM68 74H65V75H67L68 76ZM79 74V75H80ZM112 74V73H111ZM123 74V73H122ZM85 75V74H84ZM120 75V74H119ZM153 75V74H152ZM22 76V77H23ZM28 76V75H27ZM67 76H65V77H67ZM78 76V75H77ZM112 76V75H111ZM116 76H117V74H116ZM143 76V75H142ZM26 77V76H25ZM25 77H23L22 79L24 80V78ZM79 78H81L80 76H78ZM78 77H77V80H75L74 78V80L75 81H79L78 80ZM115 77V76H114ZM122 77V76H121ZM128 78H129V76H127ZM131 77V76H130ZM137 77V76H136ZM144 77V76H143ZM151 77V76H150ZM70 78V79H71ZM83 78V77H82ZM112 78V77H111ZM141 78V77H140ZM149 78V77H148ZM67 79H68V77H67ZM113 79H116V78H113ZM130 79V78H129ZM132 79H134V78H132ZM131 79V80H132ZM173 79V78H172ZM26 80V79H25ZM24 80V81H25ZM82 80V79H81ZM109 80H110V77H109ZM124 80V79H123ZM144 80V79H143ZM142 80V81H143ZM146 80V79H145ZM144 80V81H145ZM153 80V79H152ZM155 80V81H156ZM70 81V80H69ZM71 81H72V79H71ZM74 81V82H75ZM106 81H108V79L106 80ZM117 81V80H116ZM125 82L127 81V80H124ZM129 81V80H128ZM135 81V80H134ZM149 81V80H148ZM155 81H154V83H155ZM26 82H27V80H26ZM63 82H65V80L63 81ZM80 82V81H79ZM114 82H115V80H114ZM140 82V81H139ZM138 82V83H139ZM109 83V82H108ZM116 83V82H115ZM114 83V84H115ZM119 83V82H118ZM120 83H122L121 82V80H120ZM142 83V82H141ZM147 84H148V82H146ZM177 84H180L181 82H179L178 83V81L176 82ZM133 84V83H132ZM131 84V85H132ZM145 84V83H144ZM147 84H145V85H147ZM14 85V84H13ZM12 85V86H13ZM26 85V84H25ZM103 85H105V84H103ZM106 85H107V83H106ZM118 85H120V84H118ZM137 85V84H136ZM211 85V84H210ZM27 86H28V84H27ZM27 86H26V88H27ZM84 86V88L85 89H87L86 87H85V85H83ZM139 86H142L141 84L139 85ZM151 86V85H150ZM185 86V85H184ZM184 86H182V87H184ZM187 86V85H186ZM185 86V87H186ZM13 87H16L17 88V85L15 86H13ZM30 87V86H29ZM28 87V88H29ZM109 86H107V88H108ZM116 86H113L112 88H115ZM119 87V86H118ZM130 87V86H129ZM134 87V86H133ZM148 87V86H147ZM146 87V88H147ZM15 88V89H16ZM89 88V87H88ZM120 88V87H119ZM131 88V87H130ZM143 88V87H142ZM109 89V88H108ZM107 89V90H108ZM122 89V88H121ZM127 89V88H126ZM135 89H136V92H140V91H142L141 90V87H137L136 88V86H135ZM135 89H133L134 91H135ZM149 89H150V87H149ZM158 89V88H157ZM179 89H181V88H179ZM185 89V88H184ZM187 89V88H186ZM91 90V89H90ZM93 90V89H92ZM103 90V89H102ZM110 90V89H109ZM108 90V91H109ZM118 90V89H117ZM117 90H116V92H117ZM128 90H130V89H128ZM143 90H144V88H143ZM147 90H148V88H147ZM151 90V89H150ZM162 90V89H161ZM87 91V90H86ZM112 91V90H111ZM131 91H132V89H131ZM157 91V90H156ZM176 91V92H175ZM183 91V90H182ZM188 91H189V89H188ZM208 91V90H207ZM212 91V90H211ZM214 91H215V89H214ZM4 91H2L1 93H3ZM88 92V91H87ZM120 92H121V90H120ZM147 92V91H146ZM149 92V91H148ZM152 92V91H151ZM185 92V91H184ZM90 93V92H89ZM89 93H88V96H89ZM97 93V92H96ZM100 93V92H99ZM111 93V92H110ZM131 93H133V92H131ZM135 93V92H134ZM133 93V94H134ZM141 93V92H140ZM154 93V92H153ZM206 94H207V92H205ZM210 93V92H209ZM95 94V93H94ZM94 94H92V95H94ZM115 93H113V95H114ZM146 94V93H145ZM155 94H156V92H155ZM122 95H124V94H122ZM126 95V94H125ZM130 95H132V94H130ZM130 95H128V96H130ZM138 95H140V94H138ZM149 95V94H148ZM188 95V94H187ZM208 95V94H207ZM19 96V95H18ZM87 96V95H86ZM95 96V95H94ZM97 96V95H96ZM96 96H95V100H97L96 99ZM117 96H118V94H117ZM120 96H121V94H120ZM143 96V95H142ZM151 96V95H150ZM150 96H148L150 99H151V97ZM183 96V95H182ZM185 96V95H184ZM189 96V95H188ZM3 97V96H2ZM5 97V96H4ZM90 97V96H89ZM93 97V96H92ZM102 97V96H101ZM105 97V96H104ZM160 97V96H159ZM178 97H179V99H178ZM9 98V97H8ZM11 98L12 97H10V100L9 101H11ZM14 98V97H13ZM22 98V97H21ZM24 98V97H23ZM28 98H30V97H28ZM27 98V99H28ZM34 98V97H33ZM83 98H85V97H83ZM114 98V97H113ZM124 98V97H123ZM138 98H139V96H138ZM137 98V100H139ZM144 98V97H143ZM185 98V97H184ZM207 98V97H206ZM218 98V97H217ZM216 98V99H217ZM14 99H16V100H18L16 97L14 98ZM14 99H12V100H14ZM82 99V98H81ZM106 99V98H105ZM121 99H122V96H121ZM120 99V100H121ZM133 99V98H132ZM144 99H146V98H144ZM209 99V98H208ZM3 100H7V99H3ZM83 100H85V99H83ZM89 100H94L93 98L92 99H89ZM143 100V99H142ZM149 100V99H148ZM154 100H155V105L153 106L152 104H154ZM185 100H186V98H185ZM189 100V99H188ZM188 100H186L185 102H187ZM21 101V100H20ZM28 101V100H27ZM39 101V100H38ZM41 101V100H40ZM100 101H102V99L100 100ZM110 101V100H109ZM112 101H115V100H113L112 99ZM129 101H131V99L129 98ZM128 101V102H129ZM133 101V100H132ZM139 101H141V98H140V100ZM151 100H150V102H152ZM182 101H184L183 99H182ZM189 101H191V99L189 100ZM206 101V100H205ZM210 101V100H209ZM217 101V100H216ZM218 101H220L219 99H218ZM217 101V102H218ZM7 102V101H6ZM18 102V101H17ZM32 102V101H31ZM36 102V101H35ZM92 102H95V101H92ZM119 102V101H118ZM121 102V101H120ZM123 102V101H122ZM149 102V101H148ZM160 102V101H159ZM165 102V101H164ZM215 101H213V103H214ZM4 103H5V101H4ZM16 103V102H15ZM14 103V104H15ZM34 103V102H33ZM38 103V107L36 106V112H37V114H38V111H41V110H37V109H39V105H41V104H39V102H37ZM41 103V102H40ZM46 103V102H45ZM79 103V104H78ZM77 104H76V109H77V106L78 105H80V103H83V102H78ZM90 103V102H89ZM97 103V102H96ZM102 103V102H101ZM111 103V102H110ZM113 103V102H112ZM115 103V102H114ZM142 103V102H141ZM140 103V104H141ZM144 103V102H143ZM193 103V102H192ZM9 104H10V102H9ZM20 104V103H19ZM23 104V103H22ZM21 104V105H22ZM35 104L36 103H34V107H35ZM48 104V103H47ZM94 104V103H93ZM119 104H121V103H119ZM132 104V103H131ZM185 104H187V103H185ZM185 104L183 105V106H185ZM212 104V103H211ZM210 104V105H211ZM216 104V103H215ZM218 104V103H217ZM2 105H5V104H3V101H0V108L2 107L3 109H4V107L5 106H2ZM6 105H8V104H6ZM16 105L18 106V103H16ZM16 105H14L16 108H17V106ZM21 105H19V106H21ZM29 105H30V103H29ZM29 105H27V106H29ZM49 105H51V104H49ZM114 105V104H113ZM116 105V104H115ZM124 104H122V106H123ZM134 105H135V103H134ZM191 105V104H190ZM189 105V106H190ZM206 105V104H205ZM209 105V104H208ZM209 105V106H210ZM218 105H221V104H218ZM13 106V107H14ZM25 106H26V104H25ZM51 106H53V105H51ZM50 106V107H51ZM71 107L73 106V105H70ZM81 106L83 107V105H80V108H81ZM84 106H85V103H84ZM87 106V105H86ZM85 106V107H86ZM94 106V105H93ZM95 106H96V104H95ZM95 106H94V108H95ZM127 106H124V107H127ZM144 106H147V107H144ZM163 106V105H162ZM192 106V105H191ZM209 106H208V108H209ZM214 106V105H213ZM217 106V105H216ZM222 106V105H221ZM12 107V106H11ZM10 107V110H12V108ZM30 107V106H29ZM41 107V106H40ZM42 107H45V106H42ZM55 107V106H54ZM70 107V108H71ZM79 107V106H78ZM98 107V106H97ZM100 107V106H99ZM123 107V108H124ZM159 107H160V105H159ZM206 107H207V105H206ZM210 107H212V106H210ZM215 107V106H214ZM223 107H224V103H223ZM8 108V107H7ZM6 108V109H7ZM19 108V107H18ZM22 108H24L23 106H22ZM31 108V107H30ZM47 107H45V109H46ZM66 108V107H65ZM86 108H88V107H86ZM85 108V109H86ZM112 108V107H111ZM115 108V107H114ZM119 108H121V107H119ZM164 108V107H163ZM185 108V107H184ZM183 108V109H184ZM187 108V107H186ZM186 108H185V110H186ZM189 108V107H188ZM201 108V107H200ZM6 109H5V112H6ZM15 109V108H14ZM25 109H26V107H25ZM34 109H32L33 111H34ZM43 109V108H42ZM79 109V108H78ZM78 109H77V111H78ZM92 110H93V108H91ZM99 109V108H98ZM158 109V108H157ZM204 109V108H203ZM215 109V108H214ZM9 110V111H10ZM19 110V109H18ZM17 110V111H18ZM22 110V109H21ZM21 110H19L20 111V113H21ZM24 110V109H23ZM56 110V109H55ZM58 110V109H57ZM60 110H62V109H60ZM81 110H82V108H81ZM84 110V109H83ZM103 110V109H102ZM190 110V109H189ZM194 110V109H193ZM210 110V109H209ZM224 110V109H223ZM0 111L1 112H3L4 113V110L2 111L1 109H0ZM9 111L7 112L8 114H9ZM33 111H31V112H33ZM44 111V110H43ZM48 110H46V112H47ZM49 111H51V110H49ZM87 111V110H86ZM99 111V110H98ZM118 111V110H117ZM122 111V110H121ZM121 111H120V113H121ZM126 111V110H125ZM188 111V110H187ZM187 111H185V113L187 112ZM192 111V110H191ZM190 111V112H191ZM207 111V110H206ZM227 111V110H226ZM14 112V111H13ZM13 112H12V115H14L15 114V116H16V110H15V112H14V114H13ZM23 112V111H22ZM24 112H26L25 114H27L28 113V111H24ZM45 112V111H44ZM43 112V113H44ZM56 111H53V113H55ZM58 112H59V110H58ZM58 112H57V115H58ZM64 112H65V114L67 115V117H66V115H65V117L64 118H68V114L71 112V111H69V110H64ZM113 112V111H112ZM189 112V113H190ZM201 112H202V110H201ZM212 112V111H211ZM210 112V113H211ZM251 112V111H250ZM7 113H6V115H7ZM19 113V112H18ZM18 113H17V115H18ZM63 113V112H62ZM68 113V114H67ZM72 113H73V111H72ZM100 113H101V111H100ZM103 113V112H102ZM104 113H105V110H104ZM114 113V112H113ZM119 113V112H118ZM195 113V112H194ZM199 113H200V111H199ZM208 113V112H207ZM212 113H214V112H212ZM2 114V113H1ZM32 114V113H31ZM31 114L29 115L30 117H31ZM33 114H34V112H33ZM42 114V113H41ZM45 114V113H44ZM61 114V113H60ZM75 114V113H74ZM74 114H72V115H74ZM86 114V113H85ZM89 114H92V113H89ZM96 114V113H95ZM95 114L93 113L92 115H94L95 116ZM125 114V113H124ZM123 113H122V115H124ZM151 114V113H150ZM204 114V113H203ZM250 114V113H249ZM5 115V114H4ZM39 115V114H38ZM50 115V114H49ZM54 115H56V114H54ZM53 115V116H54ZM92 115H89V116H92ZM102 115V114H101ZM147 115H149V114H147ZM191 115V114H190ZM204 115H208V114H204ZM224 115V114H223ZM226 115V114H225ZM2 116H3V114H2ZM2 116H0V117H2ZM14 116V117H15ZM21 117H22V115H20ZM28 116V117H29ZM35 116V115H34ZM37 116V115H36ZM51 116V115H50ZM64 116V115H63ZM71 116V115H70ZM88 116V117H89ZM94 116H92V117H94ZM98 116V115H97ZM96 116V117H97ZM127 116V115H126ZM150 116V115H149ZM153 116V117H154ZM209 116V115H208ZM208 116H206L205 117V119H206V121H207V118H208ZM27 117V116H26ZM28 117H27V119H24V121L25 120H28ZM62 117V116H61ZM202 117H204V116H202ZM8 118H10V116L8 117ZM12 118H13V116H12ZM35 118V117H34ZM34 118H30V119H34ZM49 118V117H48ZM86 118V117H85ZM90 118V117H89ZM89 118L87 119L88 121H89ZM129 118V119H128ZM147 118V117H146ZM190 118V117H189ZM193 118V117H192ZM197 118V117H196ZM216 118V117H215ZM214 118V119H215ZM2 119V118H1ZM1 119H0V121H1ZM5 119V118H4ZM6 119H7V117H6ZM14 119H16V117L15 118H13L12 120H11V123H12V121H13V124H14ZM18 119H20V117H18ZM30 119H29V121H30ZM78 120H79V118H77ZM77 119H76V122H78L77 121ZM90 119H93V118H90ZM96 119V118H95ZM148 119V118H147ZM154 119V118H153ZM200 119V118H199ZM204 119V118H203ZM204 119V120H205ZM208 119H211V118H208ZM226 119V118H225ZM21 120V119H20ZM36 120H37V118H36ZM35 120V122H37ZM49 120H50V118H49ZM51 120H54V118L53 119H51ZM66 120V119H65ZM68 120V119H67ZM212 120V119H211ZM221 120V119H220ZM223 120V119H222ZM221 120V121H222ZM245 120V119H244ZM2 121H5V120H2ZM8 121V120H7ZM18 121V120H17ZM16 121V122H17ZM34 121V120H33ZM58 121V120H57ZM72 121H74V120H72ZM88 121H87V123H88ZM205 121V122H206ZM220 121V122H221ZM247 121H248V119H247ZM246 121V122H247ZM10 122V121H9ZM9 122H7V124L6 125H8L9 124ZM15 122V123H16ZM28 121H25V123H27ZM32 122V121H31ZM31 122H29V123H31ZM63 122H64V120H63ZM70 122V121H69ZM98 122L100 123V121L98 120ZM188 122V121H187ZM193 122V121H192ZM200 122H203V120L202 121H200ZM204 122V123H205ZM208 122V121H207ZM216 122V121H215ZM219 122V123H220ZM244 122V121H243ZM6 123V122H5ZM10 123V124H11ZM18 123H20L19 121H18ZM18 123H16V124H18ZM28 123V125H30ZM39 123V122H38ZM61 123V122H60ZM73 123V122H72ZM82 123V122H81ZM86 123V122H85ZM103 123H105V122H103ZM113 123L111 124L112 126H113ZM133 123H135V124H133ZM143 123V122H142ZM151 123V122H150ZM189 123H190V121H189ZM213 123V122H212ZM251 123H253V122H251ZM1 124H2V122H1ZM21 124H22V122H21ZM37 124V123H36ZM35 123L33 124L34 126L36 125ZM95 124H96V122H95ZM102 124V123H101ZM100 124V125H101ZM145 124V123H144ZM143 124V125H144ZM194 125H195V123H193ZM207 126H208V124L207 123H205ZM254 124V123H253ZM3 125H4V123H3ZM2 125V126H3ZM5 125V126H6ZM15 125V124H14ZM25 125V124H24ZM44 125V124H43ZM73 125V124H72ZM86 125H88V124H86ZM89 125H92V124H89ZM97 125V124H96ZM100 125H99V128H100ZM107 125V124H106ZM105 125V126H106ZM156 125H159V124H156ZM163 125V124H162ZM169 125V124H168ZM199 125V124H198ZM201 125V124H200ZM214 125V124H213ZM251 124H249V126H250ZM4 126V127H5ZM27 126V125H26ZM25 126V127H26ZM74 126H76V124L74 125ZM93 126H95V125H93ZM104 126V125H103ZM167 126V125H166ZM165 126V127H166ZM197 126V125H196ZM209 126H210V124H209ZM209 126L208 127H205L204 126V128H209ZM216 126V125H215ZM259 125H257V127H258ZM10 127H12V124L9 126V128ZM14 127V126H13ZM24 127V126H23ZM30 127V126H29ZM29 127H28V129H29ZM31 127H33L32 125H31ZM37 126H35V128H36ZM38 127H39V125H38ZM62 127V126H61ZM66 127V126H65ZM79 127V126H78ZM96 127V126H95ZM111 127V126H110ZM115 127V126H114ZM127 127V126H126ZM138 127H139V125H137L136 126V128L138 129ZM146 127V126H145ZM157 127H159V126H157ZM192 127V126H191ZM210 127H212V126H210ZM214 127V126H213ZM253 127H254V125H253ZM255 127H256V124H255ZM21 128H22V125H21ZM41 128V127H40ZM51 128V127H50ZM73 127H71V129H72ZM102 128V127H101ZM106 128V127H105ZM108 128V127H107ZM121 128V127H120ZM129 128V127H128ZM140 128V127H139ZM150 128H151V126H150ZM160 128H162V129H164L163 128V126H160ZM168 127H166V129H167ZM170 128H171V126H170ZM170 128H169V130H170ZM220 128V127H219ZM4 129V128H3ZM3 129H1V130H3ZM7 129H8V126H7ZM16 129V128H15ZM18 129V128H17ZM15 130V131H18V130ZM27 129V128H26ZM38 130H39V128H37ZM37 129H35V130H37ZM42 129H43V127H42ZM60 129V128H59ZM70 129V128H69ZM70 129V130H71ZM97 129V128H96ZM114 129V128H113ZM116 129V128H115ZM133 129H135V127L133 128ZM132 129V130H133ZM153 129V128H152ZM158 129V128H157ZM198 129V128H197ZM203 129V128H202ZM249 129V128H248ZM0 130V131H1ZM23 130V129H22ZM22 130H20V133H21V131ZM31 130H32V128H31ZM33 130H34V128H33ZM73 130H74V128H73ZM95 130V129H94ZM143 130V129H142ZM149 130V129H148ZM154 130V129H153ZM161 130V129H160ZM194 130V129H193ZM199 130H201V129H199ZM205 130V129H204ZM206 130H208V129H206ZM211 129H209V131H210ZM213 130V129H212ZM217 130V129H216ZM215 130V132H218V130L216 131ZM3 131H5V129L3 130ZM8 131V130H7ZM10 131V130H9ZM11 131H12V129H11ZM14 131V130H13ZM28 131V130H27ZM27 131H26V134H27ZM29 131H30V129H29ZM64 131V130H63ZM96 131V130H95ZM152 131V130H151ZM155 131V130H154ZM153 131V132H154ZM163 131V130H162ZM202 131V130H201ZM208 131V132H209ZM255 131H256V129H255ZM74 132H76V131H74ZM104 132H105V130H104ZM111 132H112V130H111ZM141 132V131H140ZM150 132V131H149ZM148 132V133H149ZM157 132V131H156ZM158 132H159V130H158ZM170 132V131H169ZM212 132H214V131H212ZM214 132V133H215ZM223 132V131H222ZM1 133V132H0ZM4 133V132H3ZM2 133V135H4ZM14 133V132H13ZM34 133H36V131H34ZM34 133H29V135L30 134H32V135H34ZM50 133V132H49ZM56 133V132H55ZM83 133V132H82ZM110 133V132H109ZM134 133V132H133ZM139 133L138 132V130L135 132V136L137 135V134ZM207 133V132H206ZM209 133H211V131L209 132ZM209 133H207V134H209ZM220 133V132H219ZM11 134V133H10ZM23 134V133H22ZM38 134V133H37ZM46 134V133H45ZM78 134V133H77ZM114 134V133H113ZM141 134H143V133H141ZM151 134V133H150ZM159 134H160V132H159ZM170 134V133H169ZM203 134V133H202ZM237 134V133H236ZM256 134V133H255ZM1 135V134H0ZM5 135H6V133H5ZM16 135V134H15ZM21 135V134H20ZM24 135H25V133H24ZM23 135V136H24ZM28 135V136H29ZM36 135V134H35ZM98 135V134H97ZM119 136H120V134H118ZM124 135V134H123ZM163 135H164V133H163ZM167 135V134H166ZM216 135H217V137H218V133H216ZM216 135L214 134V137H216ZM221 135V134H220ZM7 136V135H6ZM141 136V135H140ZM144 136H147V131H146V133H145V135ZM165 136V135H164ZM169 136V135H168ZM206 136V135H205ZM208 136V135H207ZM211 136V135H210ZM210 136H208L209 138H210ZM226 137H227V135H225ZM3 137V136H2ZM12 137H14L13 135H12ZM17 137V136H16ZM22 137V136H21ZM49 137H51V136H49ZM68 137V136H67ZM75 137V136H74ZM100 137V136H99ZM132 137V138H133ZM150 137H154V136H150L149 135V138ZM158 137H160V136H158ZM162 137V136H161ZM203 137V136H202ZM230 137V136H229ZM10 138V137H9ZM17 138H19L20 139V137L18 136ZM23 138V137H22ZM20 139V140H23V139ZM25 138V137H24ZM35 138V137H34ZM42 138V137H41ZM78 138V137H77ZM145 138V137H144ZM211 138H213V137H211ZM219 138V137H218ZM6 139V138H5ZM13 140H14V138H12ZM27 139H29V137L27 138ZM53 139V138H52ZM94 139V138H93ZM105 139V138H104ZM124 139H125V137H124ZM129 139V138H128ZM127 139V140H128ZM166 140V137L164 138L163 137V140ZM214 139V138H213ZM212 139V142L213 141H215V140H213ZM216 139V138H215ZM220 139V138H219ZM219 139H218V142H217V144L219 143ZM226 139V138H225ZM1 141L0 142H2V138L0 139ZM16 140V139H15ZM18 140V139H17ZM31 140V139H30ZM83 140V139H82ZM117 140V139H116ZM144 140V139H143ZM151 140V139H150ZM149 140V141H150ZM204 140H205V137H204ZM210 140V139H209ZM208 140V142L210 143V141ZM228 140V139H227ZM238 140V139H237ZM67 141V140H66ZM167 141V140H166ZM168 141H170V140H168ZM217 141V140H216ZM220 141L222 142V140L220 139ZM230 141V140H229ZM229 141H228V143H229ZM234 141V140H233ZM245 141V140H244ZM4 142V141H3ZM7 142H9V140H7ZM11 142V141H10ZM15 142V141H14ZM18 142H20V141H18ZM24 142L25 141H23V144H24ZM45 142V141H44ZM110 142V141H109ZM108 142V143H109ZM123 143H124V141H122ZM125 142H126V140H125ZM130 142V143H131ZM133 142H134V144H133ZM223 142H224V139H223ZM220 143V145L221 144H224V143ZM239 142V141H238ZM237 142V143H238ZM246 142V141H245ZM26 143V142H25ZM58 143V142H57ZM97 143V142H96ZM122 143V144H123ZM150 143L147 145L146 144V146H149L150 145ZM169 143V142H168ZM213 143H215V142H213ZM212 143V144H213ZM227 143V142H226ZM225 143V144H226ZM240 143L242 144V142L240 141ZM244 143V142H243ZM250 143V142H249ZM249 143H248V145H249ZM252 143V142H251ZM254 143V142H253ZM1 145H2V143H0ZM6 144H8V143H6ZM13 144H15V143H10L9 145H13ZM22 144V143H21ZM45 144V143H44ZM43 144V145H44ZM49 144V143H48ZM55 144H56V142H55ZM69 144V143H68ZM86 144V143H85ZM125 145H126V143H124ZM161 144V143H160ZM163 144H165V143H163ZM169 144H171V143H169ZM172 144H171V146H172ZM174 144V145H175ZM247 143H244L243 145H246ZM9 145H7V146H9ZM18 145V144H17ZM25 145V144H24ZM36 145V144H35ZM34 145V146H35ZM59 145V144H58ZM58 145H57V148H58ZM64 145V144H63ZM62 145V146H63ZM71 145V144H70ZM106 145H108V144H106ZM115 145V144H114ZM129 145H131V144H129L128 143V146ZM151 145H150V147H151ZM156 145V144H155ZM173 145V146H174ZM215 145V144H214ZM213 145V147H217L218 146V149H219V145H215L214 146ZM228 145V147H229V144H227ZM226 145V146H227ZM243 145H241V147L240 148H242V146ZM248 145H246V146H248ZM26 146H28V145H26ZM45 146V145H44ZM67 146V145H66ZM123 146V145H122ZM127 146V147H128ZM132 146H129L128 147V149L131 147L132 148ZM163 146V145H162ZM170 146V145H169ZM222 146V145H221ZM224 146V145H223ZM231 144H230V149H231ZM14 147V146H13ZM19 147H21L20 145H19ZM65 147V146H64ZM86 147V146H85ZM92 147H93V145H92ZM109 147V146H108ZM124 147H126V146H124ZM144 147V148H143ZM165 147V146H164ZM167 147V146H166ZM165 147V148H166ZM233 147H234V145H233ZM245 147V146H244ZM243 147V148H244ZM248 147H250V149L249 150H251V147L252 146H248ZM3 148V147H2ZM33 148V147H32ZM36 148V147H35ZM38 148V147H37ZM52 148H54V147H52ZM71 148H72V146H71ZM89 148V147H88ZM122 148V147H121ZM120 148V149H121ZM223 148V147H222ZM226 148V150H227V147H225ZM228 148V149H229ZM235 148V147H234ZM254 148V147H253ZM12 149V148H11ZM31 149V148H30ZM42 149V148H41ZM47 149V148H46ZM55 149V148H54ZM94 149V148H93ZM127 149V148H126ZM126 149H123V151L125 152V150ZM171 149H172V147H171ZM237 149H238V147H237ZM247 149V148H246ZM246 149H244V150H246ZM255 149V148H254ZM14 150V149H13ZM50 150V149H49ZM63 150V149H62ZM79 150V149H78ZM103 150V149H102ZM166 150V149H165ZM216 150V151H215ZM223 150H224V148H223ZM225 150V151H226ZM234 150V149H233ZM236 150V149H235ZM243 150V151H244ZM248 150V149H247ZM249 150H248V152H249ZM2 151V150H1ZM0 151V152H1ZM3 151H4V149H3ZM12 151V150H11ZM11 151H10V154H11ZM20 151V150H19ZM23 151V150H22ZM34 151V150H33ZM86 151V150H85ZM100 151V150H99ZM105 151V150H104ZM167 151V150H166ZM229 151H231V150H228L227 152L228 153H230ZM241 151H242V149H241ZM242 151V152H243ZM15 152V151H14ZM44 152H45V150H44ZM55 152H56V150H55ZM65 152V151H64ZM90 152V151H89ZM102 152V151H101ZM120 152H122L121 150H120ZM156 152V151H155ZM226 152V153H227ZM240 152V151H239ZM246 152V151H245ZM244 152V153H245ZM247 152V153H248ZM27 153V152H26ZM76 153V152H75ZM85 153V152H84ZM103 153V152H102ZM220 153L221 154H223V151H220ZM219 153V155H221ZM225 153V152H224ZM227 153V154H228ZM251 153H252V150H251ZM16 154V153H15ZM22 154V153H21ZM44 154V153H43ZM87 154H88V152H87ZM90 154V153H89ZM122 154H123V152H122ZM126 154V153H125ZM124 154V155H125ZM128 154V153H127ZM127 154H126V156H127ZM155 154H157V153H155ZM167 154V153H166ZM232 154H233V152H232ZM231 154V155H232ZM254 154V153H253ZM17 155H18V153H17ZM30 155V154H29ZM49 155V154H48ZM57 155H58V153H57ZM59 155H61V154H59ZM97 154L95 153V155H94V157L96 156ZM120 155V154H119ZM169 155V154H168ZM241 155V154H240ZM240 155H238V156H240ZM250 155V154H249ZM256 155V154H255ZM2 156V155H1ZM9 156H11V155H9ZM8 155H7V157H9ZM40 156V155H39ZM89 156V155H88ZM102 156V155H101ZM105 156V155H104ZM227 156V155H226ZM226 156H224L225 158H226ZM236 154H235V157H238ZM243 156V155H242ZM251 156V158H252V155H250ZM4 157H5V155H4ZM6 157V158H7ZM14 157V156H13ZM46 157H47V155H46ZM90 157H92V155H90ZM90 157H88L89 159H90ZM103 157V156H102ZM124 157L125 156H123V159H124ZM222 157H223V155H222ZM232 157H233V155H232ZM243 157H245L246 158V156H243ZM248 157V156H247ZM1 158V157H0ZM10 158V157H9ZM22 158V157H21ZM54 158V157H53ZM55 158H56V156H55ZM72 158V157H71ZM76 158V157H75ZM88 158H86V159H88ZM97 158V157H96ZM101 158V157H100ZM126 158V157H125ZM254 158V157H253ZM5 159V158H4ZM14 159V158H13ZM68 159H70V158H68ZM104 159V158H103ZM129 159V158H128ZM129 159V160H130ZM224 159V158H223ZM230 159V158H229ZM237 159H239V158H237ZM249 159V158H248ZM10 160V159H9ZM12 160V159H11ZM15 160H16V158H15ZM19 160H20V158H19ZM22 160V159H21ZM28 160H29V158H28ZM27 160V161H28ZM31 160V159H30ZM40 160V159H39ZM75 160V159H74ZM90 160H95L94 158L93 159H90ZM97 160V159H96ZM95 160V161H96ZM126 159H124V161H125ZM231 160V159H230ZM235 160V159H234ZM242 160V158H240V160H238V162H240ZM246 160V159H245ZM1 161V160H0ZM16 161H18V160H16ZM44 161V160H43ZM86 161H89V160H86ZM92 161H90V162H92ZM100 161V160H99ZM98 161V162H99ZM221 161V162H220ZM233 161V160H232ZM231 161V162H232ZM243 161V160H242ZM241 161V162H242ZM253 161V160H252ZM255 161H256V159H255ZM3 162V161H2ZM29 162H31V161H29ZM34 162V161H33ZM47 162V161H46ZM64 162V161H63ZM80 162V161H79ZM97 161L95 162V164H97L98 163ZM118 162H119V160H118ZM125 162H129V161H125ZM228 162V161H227ZM226 162V163H227ZM244 162H246V161H244ZM244 162H243V164H244ZM257 163H258V161H256ZM11 163H12V161H11ZM20 163V162H19ZM45 163V162H44ZM50 163V162H49ZM81 163V162H80ZM80 163H79V165H80ZM83 163V162H82ZM84 163H85V165H86V162L84 161ZM106 163V162H105ZM235 163H237V161L235 162ZM7 164V163H6ZM10 164V163H9ZM26 163H24V165H25ZM28 164V163H27ZM36 164V163H35ZM90 164H92V163H90ZM90 164H88V165H90ZM95 164H94V167H95ZM99 164V163H98ZM97 164V165H98ZM104 164V163H103ZM125 164V163H124ZM127 164V163H126ZM230 164V163H229ZM238 164V163H237ZM240 164H242V163H240ZM240 164L239 165H237L238 167L240 166ZM241 165L242 166V169H241V171L244 173L245 171L243 170V169H246L245 167L243 168V166H245V165ZM247 164H249V166L251 167V165H250V162L249 163H247ZM16 165H17V163H16ZM30 165H32V164H30ZM44 165H46L47 166V163L46 164H44ZM51 165V164H50ZM50 165H49V167H50ZM57 165H58V163H57ZM84 164H81V169H82V167H85V166H83ZM100 165H102V164H100ZM105 165H107V164H105ZM111 165V164H110ZM130 165V164H129ZM130 165V166H131ZM235 165V164H234ZM257 165H259V164H257ZM5 166H7V165H5ZM10 166V165H9ZM34 166V165H33ZM35 166H37V165H35ZM53 166V165H52ZM76 166V165H75ZM90 166H92V165H90ZM90 166L88 167L87 166V168H90ZM126 165H124V167H125ZM130 166H129V168H130ZM226 166V164L224 165V167ZM233 166V165H232ZM231 166V167H232ZM2 167V166H1ZM8 167V166H7ZM30 167V166H29ZM45 167V166H44ZM49 167H48V169H49ZM79 166H77V168H78ZM103 167H106V166H103ZM107 167H108V165H107ZM229 167V166H228ZM3 168V167H2ZM9 168V167H8ZM8 168H6L5 170H1L0 171V177H2V176H4L5 174H8V172H9V170H12V169H8ZM11 168H14V167H11ZM18 168V167H17ZM16 168V169H17ZM24 168H26V167H24ZM32 168V167H31ZM34 168H36V167H34ZM33 168V169H34ZM51 168V167H50ZM54 168V167H53ZM76 168V167H75ZM96 168V167H95ZM95 168H93V166H92V169L94 170ZM247 168H249V167H247ZM21 169H22V167H21ZM29 169V168H28ZM59 169V168H58ZM84 169V168H83ZM100 168L97 166V170H99ZM104 169V168H103ZM108 169V168H107ZM119 169V168H118ZM123 169V168H122ZM122 169H119V170H121V171H119V172H121V174H122V172L125 174V171H122ZM231 169V168H230ZM236 169V168H235ZM240 169V168H239ZM239 169L237 168L236 170H238V172H239ZM252 170H253V166H252V168H251ZM13 170H15V169H13ZM30 170V169H29ZM39 170H41V167H40V169ZM44 170V169H43ZM46 170L47 169H45L44 171L46 172ZM80 170V169H79ZM86 170V169H85ZM84 170V171H85ZM88 170V169H87ZM92 170V171H93ZM96 170V173L97 172H99V171H97ZM105 170V169H104ZM109 170H111V168L109 169ZM228 169L226 168V171H227ZM234 170V169H233ZM248 170V169H247ZM251 170V171H252ZM19 170H17V172H18ZM21 171V170H20ZM23 171H26V169H23ZM54 171V170H53ZM52 171V172H53ZM63 171V170H62ZM92 171H90V173H89V178H93V177H95V175L93 176V177H90V175H93V173H92ZM106 171V170H105ZM113 171H115L116 172V170H112V172ZM118 171V170H117ZM241 171H240V173H241ZM255 171V170H254ZM14 172V171H13ZM39 172V171H38ZM45 172H43V173H45ZM48 172V171H47ZM55 172V171H54ZM56 172H58V171H56ZM64 172V171H63ZM73 172H74V169H73ZM87 172H89V171H87ZM86 172V173H87ZM94 172V171H93ZM109 172V171H108ZM114 172V173H115ZM119 172H117L116 174H118L119 175ZM235 172V171H234ZM31 173H35V171L34 172H32V170H31ZM49 174H50V172H48ZM72 173V172H71ZM77 173V172H76ZM107 173V172H106ZM229 173V172H228ZM237 173V172H236ZM240 173H239V177H240ZM242 173V174H243ZM250 173V172H249ZM10 174V173H9ZM8 174V175H9ZM19 174V173H18ZM26 174V173H25ZM29 174V173H28ZM42 174V173H41ZM56 173H53V175H55ZM59 174V173H58ZM95 174V173H94ZM98 174V173H97ZM96 174V175H97ZM229 174H231V173H229ZM257 174V173H256ZM259 174V173H258ZM21 175H22V173H21ZM34 175V174H33ZM36 175H37V173H36ZM35 175V176H36ZM38 175H39V173H38ZM44 175V174H43ZM76 175V174H75ZM79 175V174H78ZM107 175H108V173H107ZM106 175V176H107ZM109 175H113V174H111V171H110V173H109ZM259 175H261V173L259 174ZM56 176V175H55ZM59 176V175H58ZM61 176H62V173H61ZM65 176V175H64ZM69 176V175H68ZM117 176V175H116ZM124 176H126V175H123V177L122 178H126V177H124ZM258 176V175H257ZM21 177H23V176H21ZM28 177V176H27ZM31 177V176H30ZM34 177V176H33ZM44 177H46V176H44ZM43 177V178H44ZM48 177V176H47ZM51 177H52V175L50 174V179H51ZM54 177V176H53ZM67 177V176H66ZM65 177V178H66ZM73 177V176H72ZM80 177V176H79ZM82 177V176H81ZM102 177V176H101ZM119 177L120 176H118L116 179H119ZM20 178V177H19ZM25 178H26V176H25ZM41 178H42V175H41ZM42 178V179H43ZM60 178V177H59ZM89 178H87V179H89ZM114 178H115V176H114ZM113 178V179H114ZM122 178H120L121 180H122ZM243 178H241V179H243ZM9 179V178H8ZM24 178H22L21 179V181L23 180ZM39 179V176H38V178L37 179H34L32 182H34L35 180H38ZM45 179H47V178H45ZM55 180H56V178H54ZM68 179V178H67ZM102 179V178H101ZM107 178H104V181L106 180ZM127 179V178H126ZM19 180V179H18ZM26 180V179H25ZM83 180H84V178H83ZM89 180H92V179H89ZM107 180H109V179H107ZM244 180V179H243ZM261 180V179H260ZM39 181H40V179H39ZM48 181H50L49 179H48ZM47 181V183H50V185H51V182H48ZM54 181V180H53ZM52 181V182H53ZM64 181V180H63ZM69 181V180H68ZM72 181V180H71ZM81 181V180H80ZM79 181V182H80ZM94 181L96 182L97 181V179L95 180V178H94ZM94 181H93V183H94ZM98 181H99V179H98ZM103 181V180H102ZM117 181V180H116ZM118 181H120V180H118ZM23 182H24V184H23ZM23 182H21L23 185H26L25 183V181H23ZM38 182V181H37ZM42 182V181H41ZM55 182V181H54ZM57 182V181H56ZM59 182V181H58ZM66 182V181H65ZM74 182H75V180H74ZM84 182H85V180H84ZM86 182H87V180H86ZM100 182H101V180H100ZM106 182V181H105ZM105 182H101L102 184H104ZM108 182V181H107ZM254 182H255V179H254ZM257 182V181H256ZM11 183V182H10ZM17 182H15V184H16ZM19 183V182H18ZM76 183H77V181H76ZM76 183H75V185H76ZM99 183V182H98ZM100 183V184H101ZM109 183V182H108ZM116 183H118V188H119V190H122V188L125 190V188L124 187H122V185L124 186V184H123V181H122V185H120L119 186V183H121V182H116ZM248 183V184H247ZM258 183V182H257ZM256 183V184H257ZM260 183V182H259ZM264 183V182H263ZM29 184V183H28ZM39 183H37V184H34V185H38ZM42 184V183H41ZM57 184V183H56ZM64 184V183H63ZM67 184V183H66ZM73 184V183H72ZM94 184H97V183H94ZM100 184H99V187H97V189H99L100 190V188H101V186H100ZM255 184V186L253 185H251L252 187H258L257 185ZM262 184V183H261ZM260 184V185H261ZM1 185V184H0ZM9 185V184H8ZM49 185V184H48ZM48 185H46V186H48ZM50 185H49V187H50ZM60 185V184H59ZM62 185V184H61ZM60 185V186H61ZM74 185V184H73ZM105 186V189L102 187V189L105 191L106 190V185H107V190H108V184H104ZM110 185V184H109ZM115 185V184H114ZM129 185L127 186L128 188H129ZM14 186V185H13ZM12 186V187H13ZM43 186H44V184H43ZM58 186V185H57ZM64 186V185H63ZM77 186H79V184L77 183ZM80 186H81V183H80ZM112 186V185H111ZM242 186H243V188H247V189H243L242 188ZM2 187V186H1ZM9 187V186H8ZM7 187V188H8ZM23 187H25V186H23ZM22 187V188H23ZM28 187H30L31 188V186H29V185H27V187L26 188H28ZM52 187V186H51ZM53 187H55V186H53ZM59 187V186H58ZM70 187V186H69ZM90 187V186H89ZM93 187V186H92ZM94 187H96V186H94ZM116 187H117V184H116ZM122 187V188H121ZM126 187V186H125ZM126 187V188H127ZM241 187V188H240ZM20 189L21 190V192L23 191V189ZM45 188V187H44ZM43 188V189H44ZM60 188V187H59ZM73 188H75V186L73 187ZM80 188V187H79ZM82 188H83V186H82ZM86 188V187H85ZM112 187H110L109 188V190L107 191L106 190V192H109V194H112V193H110V192H113L114 191V189L113 188H115V187H113L112 189H111ZM130 188H131V186H130ZM261 188V187H260ZM263 188V187H262ZM6 189V188H5ZM25 189V188H24ZM41 190V191H44V190ZM47 189V188H46ZM48 189H50V188H48ZM47 189V190H48ZM57 188H55V190H56ZM66 189V188H65ZM77 189H78V187H77ZM88 189H90V190H92V188H88ZM96 189V190H97ZM101 189V190H102ZM132 189V190H133ZM257 189H259V188H257ZM264 189V188H263ZM4 190V189H3ZM39 190H40V187H39ZM51 190H52V188H51ZM54 190V191H55ZM79 190V189H78ZM86 190H87V188H86ZM96 190H94L95 192H96ZM110 190H112V191H110ZM118 190V189H117ZM117 190H115L116 191V193H118V191ZM131 190V191H132ZM141 190V191H140ZM242 190H246V192L248 191L249 193L247 194V193H245V191H242ZM260 190V189H259ZM25 191H27V190H25ZM46 191V190H45ZM44 191V192H45ZM50 191V190H49ZM49 191H46L47 192V195H48V192ZM53 191V190H52ZM60 191H63V189H61ZM65 192H66V190H64ZM70 191V190H69ZM73 191H75V189L73 190ZM83 191H84V188H83ZM93 191V193L95 194V192ZM98 191V190H97ZM104 191H102V194H103V192ZM114 191V192H115ZM133 191V193H135ZM261 191V190H260ZM263 191V190H262ZM7 192H9V190L8 191H6V193ZM45 192V193H46ZM57 192H59L58 191V189H57V191H56V194H57ZM76 192H77V190H76ZM87 192V191H86ZM85 192V193H86ZM99 192H101V191H99ZM105 192V193H106ZM244 192V193H243ZM255 191H253V193H254ZM257 192V191H256ZM259 192V191H258ZM5 192H3V194L0 192V260L1 261H3L4 263H6V261L8 260V258H10V256L11 255H14V253H11L12 252V249L14 248V247H19V246H22V245H20V242H21V237H22V230L20 229V226H19V224H17L16 223V219H14L15 217H16V215H15V217L14 216H11V213H10V211L9 210H4V208H6V206H7V204H8V202L10 201V200H8V202H7V198L9 197H7V195L8 194H6ZM19 193V192H18ZM25 193V192H24ZM32 193V192H31ZM31 193H29V195L31 194ZM37 193V192H36ZM39 193V192H38ZM43 193V192H42ZM51 193V192H50ZM53 193V192H52ZM63 193V192H62ZM88 193H90V191L89 192H87V194ZM93 193H90V194H92L93 195ZM115 193V194H116ZM124 193V192H123ZM126 193V192H125ZM132 193V194H133ZM138 193V194H139ZM260 193H262V192H260ZM11 194V193H10ZM12 194H14V193H12ZM15 194H17V193H15ZM33 194V193H32ZM44 194V193H43ZM55 194V195H56ZM68 194H69V192H68ZM67 193H66V195H68ZM71 194V193H70ZM80 194V193H79ZM100 194V193H99ZM107 194V193H106ZM106 194H103V198H101L100 200H101V202L103 201V199H104V195L106 196V198L108 197V195H106ZM115 194L113 193V195L112 196H114V199L113 200H116L115 199ZM119 195H120V193H118ZM137 194V195H138ZM252 194V193H251ZM23 195V194H22ZM28 195V196H29ZM36 195V194H35ZM35 195L34 196H32V197H35ZM45 195V194H44ZM53 195V194H52ZM59 195V194H58ZM58 195H56L57 197H58ZM61 195V194H60ZM64 195V194H63ZM66 195H65V197H66ZM75 195H78V194H75ZM86 195V194H85ZM89 195V194H88ZM98 195V194H97ZM118 195V198H117V196H116V198L117 199H119V197H121V196H119ZM131 195V194H130ZM134 195V194H133ZM132 195V196H133ZM136 195V194H135ZM134 195V196H135ZM137 195H136V198H137ZM257 195H259V193L257 194ZM256 195V196H257ZM12 196V195H11ZM11 196H10V198H11ZM27 196V195H26ZM41 196V195H40ZM46 196V195H45ZM56 196H55V198H56ZM79 196V195H78ZM98 196H100V195H98ZM133 196V197H134ZM249 197L251 196L250 194L248 195ZM247 196V197H248ZM252 196H253V194H252ZM16 197V196H15ZM18 197V196H17ZM19 197H21V195L19 196ZM23 197H24V195H23ZM37 197H39V196H37ZM37 197H36V199H37ZM61 197V196H60ZM87 197V196H86ZM100 197H102V196H100ZM138 197V198H139ZM9 198V199H10ZM13 198V197H12ZM24 198H26V197H24ZM40 198V197H39ZM42 198H45V197H43L42 196ZM50 198V197H49ZM48 198V199H49ZM67 198H69V196L67 197ZM71 198V197H70ZM78 198V197H77ZM90 198V197H89ZM94 198H97V196H95ZM112 198V197H111ZM111 198H109V199H111ZM135 198V199H136ZM252 198V197H251ZM256 198V197H255ZM17 198H15V200H16ZM23 199V198H22ZM51 199V198H50ZM50 199H49V202H50ZM58 199H59V197H58ZM93 199V198H92ZM134 199V200H135ZM257 199V198H256ZM31 200V199H30ZM39 200V202H40V199H38ZM37 200V201H38ZM42 200V199H41ZM45 200H47V199H45ZM45 200H42V201H44V202H46ZM52 200V199H51ZM53 200H55L54 199V197H53ZM57 200V199H56ZM60 200H61V198H60ZM71 200V199H70ZM81 199H79V201H80ZM94 200V199H93ZM120 200V199H119ZM261 200V199H260ZM18 201H20V203L21 204H19V207H22V204L24 203V202H26V199H25V201L23 202V201H21V200H18ZM34 201V200H33ZM36 201V202H37ZM41 201V202H42ZM48 201V200H47ZM64 201V200H63ZM68 201V200H67ZM66 201V202H67ZM82 201V200H81ZM84 201H89V200H84ZM97 201H98V199H97ZM129 201H131V200H129ZM254 201V200H253ZM35 202V203H36ZM41 202H40V204H41ZM44 202H43V204H44ZM52 202V201H51ZM104 202V201H103ZM105 202H106V199H105ZM108 202V201H107ZM114 202V201H113ZM133 202V201H132ZM10 203H12V202H10ZM28 203H30V202H28ZM31 203H33V202H31ZM35 203H33V205L35 204ZM47 203V202H46ZM45 203V204H46ZM54 203V202H53ZM57 203H59V202H57ZM82 203V202H81ZM90 203H92V202H90ZM97 203V202H96ZM109 203V202H108ZM115 203V202H114ZM131 203V202H130ZM138 203V202H137ZM26 204V203H25ZM68 204L69 203H67V206H68ZM71 204V203H70ZM77 204V203H76ZM100 204V203H99ZM110 204V203H109ZM117 204H118V202H117ZM252 204H253V202H252ZM10 205V204H9ZM15 205V204H14ZM24 205V204H23ZM54 205V204H53ZM57 205H59V204H57ZM57 205H56V207H55V209L57 210L61 205H59V207H57ZM94 205H95V203H94ZM93 205V206H94ZM112 205H113V203H112ZM116 205V204H115ZM119 205V204H118ZM46 206H47V204H46ZM83 206V205H82ZM92 206V207H93ZM114 206V205H113ZM10 207H11V205H10ZM15 207V206H14ZM25 207V206H24ZM30 207H31V205H30ZM32 207H34V206H32ZM35 207H37V206H35ZM41 207H43L42 205L39 207V208H41ZM75 207V206H74ZM81 207V206H80ZM107 207V206H106ZM109 207V206H108ZM251 207V206H250ZM16 208V207H15ZM77 208H78V206H77ZM94 208V207H93ZM99 208H101V209H104V205H102L101 207H99ZM98 208V209H99ZM116 208V207H115ZM119 208V207H118ZM136 208V207H135ZM255 208V207H254ZM259 208V207H258ZM7 209H9L8 207H7ZM11 209L12 210H14L12 207H11ZM34 209V208H33ZM38 209V208H37ZM54 209V208H53ZM63 209V208H62ZM61 209V210H62ZM69 209H71V208H68V211H70ZM85 209V208H84ZM106 209V208H105ZM117 209V208H116ZM185 209L187 210V212H188V214H191V215H193V214H197L198 216H200L199 215V213H202V215L204 216V218H206V219H204V223H203V225L202 226H199V225H197L196 223V226H190V225H192V224H189L186 220H192V221H194L193 219H192V216H190V217H187V213H186V211H185ZM20 210V209H19ZM41 210H43V209H41ZM51 210H52V208H51ZM88 210H90V209H88ZM100 210V209H99ZM98 210V211H99ZM132 210V209H131ZM138 210H139V208H138ZM248 210V209H247ZM21 211V210H20ZM34 211V210H33ZM36 211V210H35ZM47 211H49V210H47ZM54 211L55 210H53V214H54ZM59 211V210H58ZM77 211V210H76ZM95 211V212H94ZM94 213H96V209H94ZM113 211V210H112ZM127 211V210H126ZM126 211L124 212V213H126ZM184 211H185V214H184ZM254 211V210H253ZM13 212V211H12ZM19 212V211H18ZM17 212V213H18ZM26 212V211H25ZM24 212V213H25ZM27 212H29V211H27ZM37 212V211H36ZM70 212H72V210L70 211ZM70 212H69V214H70ZM89 212V211H88ZM87 212V215H89V213ZM123 212V211H122ZM249 212H251L250 210H249ZM15 213V212H14ZM20 213H22V212H20ZM30 213H31V210H30V212L29 213H27V216L29 217V215H30ZM34 215H33V217L35 216V214L36 213H34V212H32ZM39 213L41 214V212H40V210H39ZM45 212H43V214H44ZM57 213V212H56ZM60 213V212H59ZM62 213H64V212H62ZM90 213H92V211H90ZM100 213H102V215L101 216H104L103 214H107L108 212H104L103 213V210H102V212H100ZM111 213V212H110ZM29 214V215H28ZM47 214V213H46ZM45 214V215H46ZM49 214H50V212H49ZM48 214V215H49ZM69 214H67V215H69ZM72 214L73 213H71V215H69V217L70 216H72ZM80 214V213H79ZM114 214H116V213H114ZM132 214V213H131ZM37 215H38V218H37ZM34 218L31 216V218H33V219H30V217L29 218H26V220H25V218H23L22 217V219H24L23 221L24 222H28V219H30V223H31V220L33 221L35 218L37 219H35L36 221L35 222H37V224L36 223H32V224H30V225H34L33 227L34 228H36V226L38 225L39 226V224H40V220H38V219H40V217H39V214H37ZM45 215H43V216H45ZM58 215L59 214H57V216L56 217H53L54 219L55 218H57L58 217ZM64 215V214H63ZM108 215V214H107ZM111 215V214H110ZM130 215V214H129ZM128 215V216H129ZM135 215V217L137 216L136 214H134ZM139 215V214H138ZM7 216V217H6ZM26 216V217H27ZM41 216V215H40ZM47 216V215H46ZM45 216V217H46ZM51 216H54V215H51ZM50 216V218H47V220L48 219H50V220H48L49 221V223L51 224V222H52V224H53V222H55V221H51L52 220V217ZM90 216V215H89ZM95 216H97V214L96 215H92V217H94L95 218ZM127 216V215H126ZM248 216V215H247ZM25 217V216H24ZM42 217V216H41ZM45 217L43 218L42 217V219H41V223H42V221L43 220H46L45 219ZM66 217V216H65ZM65 217H64V219H65ZM80 217V216H79ZM104 217H107L106 215L104 216ZM110 217H112V216H110ZM134 217V216H133ZM134 217V218H135ZM197 217V216H196ZM251 217V216H250ZM20 218H21V216H20ZM60 217H58V219H59ZM67 218V217H66ZM72 219H73V216L71 217ZM71 218H69V219H71ZM100 218V217H99ZM98 218V219H99ZM114 218H116L115 216H114ZM126 218V217H125ZM130 218V217H129ZM132 218V217H131ZM194 218H195V216H194ZM198 218V220L197 221H199V217H197ZM62 219V218H61ZM61 219H59V220H61ZM81 219V218H80ZM87 219H89L88 218V216H87ZM96 219H97V217H96ZM101 219V218H100ZM99 219V220H100ZM107 219H109V218H106V220ZM133 219V218H132ZM137 219H139V218H137ZM136 219V220H137ZM196 219V218H195ZM16 220V221H15ZM20 220V219H19ZM18 220V221H19ZM56 220V219H55ZM66 220V219H65ZM93 220V219H92ZM95 220V219H94ZM103 220H105L104 218H103ZM129 220V219H128ZM201 220V219H200ZM39 221V222H38ZM51 221V222H50ZM68 221V220H67ZM76 221V220H75ZM109 221V220H108ZM127 221V220H126ZM245 221H247V222H245ZM20 222V221H19ZM34 222V221H33ZM44 223H43V225L44 226H47L46 225V223H48V222H45V221H43ZM58 222H60V221H58ZM100 222V221H99ZM98 222V223H99ZM102 222V221H101ZM104 222V221H103ZM111 222V221H110ZM117 222V221H116ZM128 222V221H127ZM195 222H196V220H195ZM203 222V221H202ZM56 225H57V227H59L58 226V224H57V220H56ZM64 223V222H63ZM69 223V222H68ZM79 223V222H78ZM89 224H90V221L88 222ZM106 223V222H105ZM112 223V222H111ZM109 224V223H107V225L109 224V226H111L112 224ZM118 223V222H117ZM130 223V222H129ZM132 223V222H131ZM191 223V222H190ZM199 223V222H198ZM252 223V222H251ZM251 223H248L249 224V226H250V224ZM21 224V223H20ZM23 224V223H22ZM29 224H28V226H27V224L25 225V226H27V228L24 226V229L26 228V229H28L29 228ZM60 224V223H59ZM62 224V223H61ZM93 224V223H92ZM94 224H97V223H94ZM128 224V223H127ZM194 224V225H195ZM202 224V223H201ZM219 224V225H218ZM42 225V226H43ZM56 225H55V227H56ZM70 225V224H69ZM73 225H74V223H73ZM76 225H77V223H76ZM75 225V226H76ZM85 225H86V223H85ZM84 225V227H86ZM102 225H103V223H102ZM132 225V224H131ZM138 225H141V223H139V221H137V222H135V223H133V233L134 232H137L138 231ZM252 225V224H251ZM38 226H37V228H38ZM89 226V225H88ZM97 226V225H96ZM130 226V225H129ZM142 226V225H141ZM218 226H220L219 228H218ZM248 226V225H247ZM254 226V225H253ZM49 227V226H48ZM51 227L53 228L54 226H52L51 225ZM53 228V229H56L57 230V227L56 228ZM63 227H66V225L64 224V226ZM105 227V226H104ZM193 227V228H192ZM41 228V227H40ZM46 228V227H45ZM74 228V227H73ZM76 228V227H75ZM94 228H96L95 227V225H94ZM92 229V230H95V229ZM97 228H99L98 226H97ZM102 228V227H101ZM110 228V227H109ZM127 228V227H126ZM248 228V227H247ZM251 227H249L248 229H250ZM23 229V228H22ZM25 229V230H26ZM43 229V228H42ZM41 229V230H42ZM50 229V228H49ZM53 229H51L52 230V232H53ZM59 229V228H58ZM65 229V228H64ZM69 229V228H68ZM77 229H79V228H77ZM103 229H105V228H103ZM107 229H108V227H107ZM107 229H105L106 231H109V229L107 230ZM116 229V228H115ZM132 229V228H131ZM252 229H254V228H252ZM36 230V229H35ZM38 230V229H37ZM46 230H48V228H46L45 229V231ZM59 230H61V229H59ZM66 230H67V228H66ZM97 230V229H96ZM24 231V230H23ZM27 231V230H26ZM34 231V230H33ZM38 231H40V230H38ZM38 231H36L37 233H38ZM62 231V230H61ZM61 231H59L60 233H61ZM69 231V230H68ZM67 231V232H68ZM73 231V230H72ZM77 231V230H76ZM75 231V232H76ZM89 231V230H88ZM121 231V230H120ZM140 231V230H139ZM216 231V232H215ZM49 232H51V231H49ZM52 232H51V234H52ZM55 232H57V231H55ZM59 232H57L58 234H59ZM65 232V231H64ZM63 232V233H64ZM66 232V233H67ZM87 232V231H86ZM97 232V231H96ZM103 232H105L104 230H103ZM102 232V233H103ZM122 232V231H121ZM124 232V231H123ZM125 232H126V230H125ZM247 232L249 233L250 231H248L247 230ZM30 233V232H29ZM31 233H32V231H31ZM39 233H41V232H39ZM38 233V234H39ZM43 233V232H42ZM69 233H71V232H69ZM85 233V232H84ZM95 233V232H94ZM102 233H100L99 234V236H97L98 238H100V236H101V238H102ZM108 233V232H107ZM115 233H117L116 231H115ZM138 233V232H137ZM27 234H28V231H27ZM33 234H34V232H33ZM48 235H49V233H47ZM50 234V235H51ZM65 234V233H64ZM109 234H110V232H109ZM112 234H114V233H112ZM126 234V233H125ZM128 234V233H127ZM131 234V233H130ZM35 235H37L36 233H35ZM43 235H45V233H43ZM43 235H42V238H45V237H43ZM53 235V234H52ZM61 235V234H60ZM66 235V234H65ZM83 235V234H82ZM98 235V234H97ZM103 235H105L104 233H103ZM115 235V234H114ZM162 235H164L165 236V239H166V235L168 236V240H169V242H168V245H170L169 247H168V245H167V247H164V244H162V246L164 247V249H160V240H161V238L162 237H164V236H162ZM41 236V235H40ZM40 236H39V238H40ZM47 236V235H46ZM63 236V235H62ZM67 236L68 237H71V236H69L68 234H67ZM78 236V235H77ZM124 236V235H123ZM26 237V236H25ZM29 238H30V234H29V236H28ZM33 237H34V235H33ZM84 237H85V235H84ZM111 237V236H110ZM114 237V236H113ZM119 237H121V236H119ZM118 237V238H119ZM27 238V237H26ZM32 238V237H31ZM60 238V237H59ZM65 238V237H64ZM94 238H96V236L94 237ZM93 238V239H94ZM100 238V239H101ZM248 238V237H247ZM23 239V238H22ZM46 239H47V237H46ZM68 239H70V238H67L66 240L68 241ZM97 239V238H96ZM100 239H97V240H100ZM102 239H104V238H102ZM214 239V240H213ZM218 239V238H217ZM223 239V238H222ZM26 240V239H25ZM30 240V239H29ZM84 240V239H83ZM89 240H92V239H89ZM97 240H95V241H97ZM105 240V239H104ZM122 240V239H121ZM126 240H127V238H126ZM162 240L165 242V240L162 238ZM210 240H212V241H210ZM23 241V240H22ZM38 241V240H37ZM44 241V240H43ZM49 241V240H48ZM47 240H46V242H48ZM52 241H53V239H52ZM75 241V240H74ZM73 241V242H74ZM109 241V240H108ZM111 241V240H110ZM125 241V240H124ZM163 241H161V242H163ZM216 241V240H215ZM259 241V240H258ZM24 242V241H23ZM34 242H35V240H34ZM45 242V241H44ZM44 242H42V243H44ZM56 242V241H55ZM64 242V241H63ZM69 242V241H68ZM80 242V241H79ZM88 242V241H87ZM90 242V241H89ZM116 242V241H115ZM127 242H128V240H127ZM216 242H219V240L218 241H216ZM247 242H248V240H247ZM30 242L28 241V244H29ZM49 243V242H48ZM78 243V242H77ZM77 243L75 244L76 245V247H77ZM80 243H83V242H80ZM170 243V244H169ZM47 244V243H46ZM46 244H45V246H46ZM108 244V243H107ZM113 244V243H112ZM124 244V243H123ZM125 244H126V242H125ZM224 244V245H223ZM31 245H32V241H31ZM42 245V244H41ZM48 245H50V244H48ZM53 245V244H52ZM67 245V244H66ZM65 245V246H66ZM102 245V244H101ZM111 245V244H110ZM118 245V244H117ZM116 245V246H117ZM132 245V244H131ZM165 245V246H166ZM24 246V245H23ZM98 246V245H97ZM106 246V245H105ZM113 246V245H112ZM127 246H128V244H127ZM161 246V247H162ZM219 245H217V247H218ZM222 246H220V247H222ZM28 247V246H27ZM48 247V246H47ZM47 247H45L44 249V251L46 252V248ZM53 247V246H52ZM57 247V246H56ZM60 247H62V246H60ZM69 247V246H68ZM72 247V246H71ZM79 247V246H78ZM85 247V246H84ZM100 247V246H99ZM102 247V246H101ZM219 247V248H220ZM223 247V248H224ZM247 247H249V246H247ZM251 247V246H250ZM257 247V246H256ZM260 247V246H259ZM31 248V247H30ZM39 248H40V246H39ZM109 248H111V247H109ZM130 248V247H129ZM19 249V248H18ZM48 249V248H47ZM51 249V248H50ZM53 249V248H52ZM58 249H59V247H58ZM61 249V248H60ZM65 249V248H64ZM79 249V248H78ZM84 249V248H83ZM94 249V248H93ZM96 249V248H95ZM114 248H112V250H113ZM222 249V248H221ZM261 249V248H260ZM14 250H17V249H13V251ZM19 250H21V249H19ZM34 250V249H33ZM42 250H43V247H42ZM56 250H57V248H56ZM61 250H63V249H61ZM60 250V251H61ZM66 250V249H65ZM74 250V249H73ZM77 250V248H75V250L74 251H76ZM168 250H169V252H168ZM247 250V251H246ZM252 250V249H251ZM264 250V249H263ZM52 251V250H51ZM69 251V250H68ZM73 251V252H74ZM79 251H80V249H79ZM89 251V250H88ZM114 251V250H113ZM17 252H20V251H17ZM17 252L15 253L16 255H17ZM25 252H29V250L28 251H25ZM32 252V251H31ZM35 252H36V250H35ZM44 252V253H45ZM48 252V251H47ZM50 252V251H49ZM105 252V251H104ZM107 252V251H106ZM118 252V251H117ZM224 252V251H223ZM249 252H250V250H249ZM30 253V252H29ZM69 254H70V256L72 255V252H68ZM97 253V252H96ZM99 253H101V252H99ZM108 254H109V252H107ZM128 253V252H127ZM11 254V255H10ZM26 254H28V253H26ZM34 255H35V253H33ZM38 254V253H37ZM41 254V253H40ZM48 254V253H47ZM51 254V253H50ZM75 254V253H74ZM76 254H77V252H76ZM83 254L85 255L86 253H82V256H81V254H79L80 255V257H83L84 258V256H83ZM93 254V253H92ZM108 254H106L107 256H109ZM119 254V253H118ZM130 254V253H129ZM164 254V253H163ZM205 254V253H204ZM207 254V253H206ZM211 254H213L214 256H211ZM255 254H256V252H255ZM15 255V256H16ZM22 255H24V254H22ZM43 255H45V254H43ZM56 255V254H55ZM87 255V254H86ZM162 255V254H161ZM260 256H261V254H259ZM19 256V255H18ZM25 256H27V255H25ZM28 256H29V254H28ZM65 256V255H64ZM74 257H75V255H73ZM73 256H72V260H73ZM77 257H75V259L76 260H80V259H82V258H80V257H78V255H76ZM98 256H99V254H98ZM114 256V255H113ZM163 256V255H162ZM165 256V255H164ZM219 255H217V257H218ZM258 256V255H257ZM256 256V257H257ZM12 257H14V256H12ZM20 257V256H19ZM18 257V258H19ZM34 256L32 255V258H33ZM45 257V256H44ZM51 257V256H50ZM63 257V256H62ZM66 257V256H65ZM64 257V258H65ZM68 257V256H67ZM66 257V258H67ZM94 257V256H93ZM106 257V256H105ZM189 257V256H188ZM191 257V256H190ZM191 257V258H192ZM17 258V259H18ZM21 258H22V256H21ZM25 258V257H24ZM31 258V259H32ZM38 258V257H37ZM65 258V259H66ZM80 258V259H79ZM90 258H92V257H90ZM95 258H96V256H95ZM162 258H164V257H162ZM166 258H167V256H166ZM212 258H209V261H210V259H212ZM216 258V257H215ZM214 258V259H215ZM262 258H264V257H262ZM13 258H11L10 260H12ZM16 258L14 257V261H17V260H15ZM57 259V258H56ZM63 259L62 261H65V263H66V260H68L67 262L68 263H70V260H71V258L69 257L68 259ZM70 259V260H69ZM87 259H88V255H87ZM114 259V258H113ZM129 259V258H128ZM160 259V258H159ZM186 259V258H185ZM194 259V260H195ZM221 259V258H220ZM259 259V258H258ZM12 260V261H13ZM35 260V259H34ZM39 260H41V259H39ZM49 260V259H48ZM61 260V259H60ZM72 260H71V262H72ZM115 260V259H114ZM117 260V259H116ZM133 260V259H132ZM135 260V261H136ZM163 260V259H162ZM167 260V259H166ZM165 260V261H166ZM193 260V259H192ZM216 260V259H215ZM254 260V259H253ZM263 260V259H262ZM41 261H43V260H41ZM50 261V260H49ZM84 261V260H83ZM95 261V260H94ZM93 261V262H94ZM105 261V260H104ZM103 261V262H104ZM109 261V260H108ZM118 261V260H117ZM135 261L133 260V264H136L138 261H136V263H135ZM160 261V260H159ZM158 261V263L159 264H161V262H159ZM195 261H197V260H195ZM203 262H204V260H202ZM207 262V263H210V262ZM223 261V260H222ZM258 261V260H257ZM10 262V261H9ZM26 262H27V259H26V261H24V263L23 264H26ZM37 262H38V260H37ZM55 262V261H54ZM77 262H79V261H77ZM77 262H75V260H74V264L75 263H77ZM140 262H139V264H140ZM184 262H185V260H184ZM183 262V263H184ZM192 262V261H191ZM202 262V263H203ZM205 262V264H207ZM215 262V261H214ZM254 262V261H253ZM255 262H256V260H255ZM254 262V263H255ZM2 263V262H1ZM17 263V262H16ZM15 263V264H16ZM18 263H20V262H18ZM17 263V264H18ZM22 263V262H21ZM29 263V262H28ZM27 263V264H28ZM33 263V262H32ZM57 263H59V262H56V264ZM62 262H60L59 264H61ZM88 263H92V262H89L88 261ZM157 263V264H158ZM162 263H163V261H162ZM166 263V262H165ZM170 263V264H171ZM197 263V262H196ZM202 263H199V264H202ZM212 263H213V261H212ZM211 263V264H212ZM219 263V262H218ZM217 263V261L215 262V264H218ZM220 263H222V262H220ZM262 263H263V261H262ZM30 264V263H29ZM37 264V263H36ZM54 264V263H53ZM63 264H64V262H63ZM67 264V263H66ZM71 264H73V263H71ZM79 264V263H78ZM94 264V263H93ZM109 264V263H108ZM113 264H114V261H113ZM138 264V263H137ZM166 264H168V263H166ZM174 264V263H173ZM224 264H227V263H224ZM256 264V263H255Z\"/></svg>","mask_w":264,"mask_h":264}]
</instances>
